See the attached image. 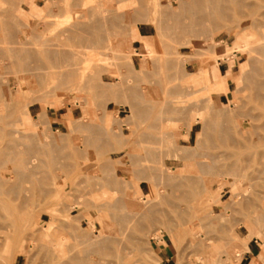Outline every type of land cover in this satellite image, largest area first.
Returning a JSON list of instances; mask_svg holds the SVG:
<instances>
[{"label": "rangeland", "instance_id": "obj_1", "mask_svg": "<svg viewBox=\"0 0 264 264\" xmlns=\"http://www.w3.org/2000/svg\"><path fill=\"white\" fill-rule=\"evenodd\" d=\"M10 1H12L11 3L13 5H9L8 4L9 0H6V1L4 0L3 2L0 0V7H2V5H3L4 8L8 7L7 9L9 11L11 9V11L9 13H7L6 10L3 8V10L6 12L5 13L3 10H1L2 9L1 8L0 10L4 14L8 15L10 13H13L15 15L16 12L18 14V11L15 9L16 10V12H15V10L13 11L12 8L14 9V7L19 6V5L23 6L24 9H29L32 4L41 5V6H39L40 7L39 9H41V11L42 10L43 11H42V14H41L42 16H40L42 19L40 18L39 23H38V19H34V17L32 19H27L28 22H26L25 21L26 18H24L22 16H19V17H22V19L24 18L23 20H24V22H26L27 27H22V25L20 27V25H18V23L20 24V23H23V22H20L19 21L20 19L19 20L17 19L18 18L17 14H16L17 17L16 16L13 17L14 16L13 14H11V16L9 15L10 18L13 17L11 19L12 20V24L13 23L15 24V22H16L17 27L19 26L18 29H19L20 33L18 32V30H15V29H17L16 27H12L9 24V26L13 28V31H15L14 33L11 31L12 32L11 33L9 31V29H8V28H10L8 26V23L11 22V21H8V22L4 21V17L7 18L8 16H5L4 14H0L1 18H2L1 20L3 21V23L6 22L7 24L6 23L5 24H6V26H8V28H5L6 27L5 24L1 23V20H0V26L4 25L3 28H5L7 30L6 31V30L3 29L4 30L3 31L4 34H6L8 38H10V36H12L13 34H14V36H12V37L17 38V36H18L17 40L22 41V44H27V45L29 44L30 45L33 42L30 47L33 46L34 42L37 44V40H36L35 36H34L35 40L33 39V41H32V39H30L31 35L29 34L31 30L34 32L33 29H35L36 25H37L38 28L36 27L35 32L37 33L38 32L37 30L38 29L41 30V28H42L41 26L44 25L47 20L49 21L50 18L54 19L53 23L50 21L51 23L48 22V23L45 24L47 26V28H46L45 25L43 26L42 32L46 28V30L44 32V35L42 33L43 36H40L41 35V34H39L40 32L37 33V36H39L37 38H41L42 37L41 39H44V41H45V38L46 39L50 38L49 41H52L53 40V36L57 35V31L58 30L62 32L63 29H65L67 26H70V25L73 26V24H75L74 25V28H75V26H79L80 25V24L77 25L78 23H75V22L78 21V20L79 21L80 20L83 21L84 18H82L81 16L78 18V16H76L77 13H78V15H81V13H83V12L86 13L87 12V17L90 16V15L91 16H95V15H93L94 11H92V10H94L95 8L97 9V7H98V5L95 6L97 4L95 0H90V1L89 0H81L80 1L81 4L79 3V0H78V3H79V5L77 3L78 7L77 6L73 7V5H74L73 3H75V1L77 2V0H73L72 4H71L70 0H69V2H68V0H62L63 2L59 0V3L58 2L55 3V5L57 4L56 5L57 8H55V5H53L54 4L53 2H56V0H21V1L20 0H14V3H13V0H10ZM86 1H87V3H85ZM98 1H99L98 4L101 3L102 8L104 7V9L102 10L101 5L99 4V7H98L99 12H98V9H97V12L99 14L96 12V14L98 16L96 15L97 17L95 16V17H92V18L88 17L91 20L89 19V21H88V18H87V22L93 21L92 20L93 18H95V19L97 18L98 19V17H100L99 19H102L101 18L102 16H100V15H103L104 13L105 14H107L108 12L113 13L115 10L119 13V10H120L121 11L120 13L121 14L123 13L122 16L120 15V18L123 17L121 19L122 23H120V24L122 26V24L123 23L125 24V22H126L125 26L129 28V29L126 28V31L124 30L125 33H124V31H120L119 30L120 29L118 27V26H120L118 24L119 21H118V23L116 21L120 20V19H119V17H117V16H119V14L118 15L116 14L117 12H115V14L117 16L114 13L112 15H110V13H108V15H106V16H109L108 22H107L108 17L105 18V14H104V19L106 20L104 22V23H106L105 25L109 26L112 29L115 28V32L118 30L117 34L114 33V35L116 34L115 36H113V34H111V36H109V34L112 33L113 31H111L112 29L109 30L111 32L107 31L108 27L106 28V26H105L104 30L101 32L102 35H103V32H105V33L109 32V33H106V34H108L107 36L109 37V40L112 43H114V45H115L113 51L110 50V49H107V50L111 51V52H108L107 50L103 51V50H101L102 48L92 51L90 49L84 48V46H85L84 43L85 42L82 43L83 41L82 42L78 41L79 39L77 37H75V38H77L78 40L73 37L75 39L74 40L70 36H68L70 38L67 39V36L62 35V37H65L67 39V40H65L61 36H58V35H60L59 31H58L57 38L55 36L56 41L58 39H60V38L63 39L62 41H60L63 44L62 43H60V44L62 45L61 47L64 50L73 51V49L74 50L76 49L73 52H77L78 50H80V55H86V54L89 55L90 54L87 57V58H90V59L85 61L86 65L87 64L90 65V66L88 65V67L86 68V71L88 70V68H89V70H91V71L88 70L89 72L87 71L86 74H89L88 76L93 78L92 81L89 82V84H88L90 86V88L88 87V85H86L87 87L85 86V84H87V83H84L83 85H81L82 87L85 86V87H83L84 89H81L82 88L81 87L80 88L81 90L80 89L79 90L78 89L77 90L76 89L72 90L71 84H69L70 85L69 87L71 88L69 90V87L68 86L66 87V85H68V84L62 83L64 80H61L60 78H55L53 80L55 83L52 82V84H48V82H47L45 84L43 82L40 85L38 84L37 85L38 87H37L33 79L27 80L24 76H29V75H32V74H36L38 72H40V74L41 73L42 74L43 73L44 74H49L50 70L49 69H44V70H40V71L38 70V72H37V70H35V69L33 70V68L35 67V63H34V61L32 59H29V60L26 59L27 60L26 61L27 64L31 60V62L29 64H31L32 66L29 65V67H28V65L25 64L26 63L25 60H24L25 58L22 59V61L24 60V62H25V63L23 62L24 63L23 64L21 62V58H23V57H21V58L15 57L14 54L11 53V52H13L11 50L15 49V47L19 48L18 46H21V44L19 42H16V40H15V42L17 44H19V45H16L14 40L9 41L11 43L14 42L15 43L14 45H13V43L10 44L8 42V43H6V46H5V43H4L5 41H3L5 39H2L3 42L0 41V45H2L1 43H4V45L2 47L6 48L7 45L8 46L9 45L15 46L13 48L11 47L12 49L9 48L10 47L9 46L8 47L9 50H6L7 48L6 49L5 48H0V52H2V53H0V57L2 58V59L0 58L1 59L0 60V76H1V74L4 76V77L2 76L3 77L2 80L4 79L3 81L0 79L1 80L0 81V84H1L0 87L1 86L3 87V85H5L4 83L6 81H9L10 87L13 89L12 91L16 94L15 96H13V99L14 100L16 99L15 101L19 102V104H17L16 113H20L21 115H23V118H24L25 122L29 121L28 120L29 118H28V116L26 114H24L20 110L22 109L24 103H26V102L30 103V112H31L33 121L36 122V125L34 127L31 125L30 128L27 130L28 133H30L32 135H35V136H32V137H34V140L32 141V146H33V143H35L34 145H37V146L38 145L43 146L41 148L39 146H38L39 148L34 146V147L38 148L39 150L41 149V151H40L41 154H45V152H47L49 147H50V149H53V147L55 145H56L55 147L58 148L59 150L61 149V147H63V149H62V157L60 159L61 163L66 165L65 164L66 160H68L67 161V166L68 167L65 166L66 169H64L65 167L62 164L57 166L58 164H60V162H59L60 160L59 159H58V161L56 160L58 162V164H56V165L54 164L52 166L53 163H57V162H55L54 158H57V154H58V156L61 155V153H60L61 150L58 153V151H57L58 149L56 150V148L54 147L53 150H55L57 152H53L51 150L52 151V153H51V151L49 152V150H48V152L50 154L47 152L46 153L47 155L45 154L44 156H42L37 149L35 150L32 147L31 149H33L34 153L41 156L40 157V156L37 155L38 158H36V155L33 154V158L38 159V160H39V158H41L42 160H40L41 161L40 163L42 164V166L44 165L43 167H41L40 165L37 166L36 164H38L39 162H37V160H35L37 162L35 164L36 166L34 167V169L36 168L35 169V172H36L35 174L36 175L37 174H41L40 173L41 171H43V173L45 172L44 176H43V174L42 175H37V176L35 174H34V176L32 175V177H35V178L39 177V176H43L44 177L43 180H44L45 183L42 182L43 180L41 179V177L38 180H40V179L42 180L41 184H42V186L44 188H41V189L42 190L45 189V190L43 192L40 189H39L40 191L39 190H35V189L39 188L38 185L40 186V184H37L38 182H36V181H38V180H36V179L35 180H30V176H31L30 172H32V168H30V170H29V168L25 167L26 166L25 165L26 162H22V161H24L25 156H26V160H28V158H31L32 157V153L31 154H29V153L33 152V151L30 150V146L29 145H28V147H29L28 148L27 145L25 146L23 144V143H25V141L27 142L26 137H25L26 140L24 138L21 139L22 141L25 140L23 143H21L22 141L18 142V144H20V145H18V147L21 146L19 148V149H21V152L19 151L18 147H17L18 150L17 149L16 150L19 151L20 153H23V149H22L23 146L25 148L27 147L28 151L25 150V149L24 150L30 156L27 158L28 155H25L26 153L24 152L23 154L20 155L21 156L20 158L18 157L19 158L18 160H20L19 161L20 164H19L17 159H15L16 161L13 159L15 161V163H14L13 160H9V162L11 163L12 166L14 164H17V165L19 164L18 166H23L24 168L23 167H19V168L23 169L21 171H23V173H25V177H27V176L29 177V178H25V177H23V178H25L26 180L29 179L27 181H29L30 183L26 184L27 183L26 180L23 179L26 182V183L24 182L25 183L24 186L27 185L26 187H28L27 188L28 191L25 190L26 187H24L25 189L20 190V192L16 196H13V198H14L13 203L18 205L19 210L22 211L24 217L25 216L26 217L24 218L25 220L24 219L22 220L24 223L22 224V221H21V223L18 225L19 228H17V232H16V230L5 232V234L7 233V237L9 238V240L11 238L14 241L15 240L16 241L14 242L13 240H10L11 243L9 242V245H8L9 248H8L7 252L4 251V249L1 250L0 253L2 254V259H0V264H56V259L55 260L51 259L52 256H53V251H52L53 248H50V247L56 241L58 243H61V239L64 236L66 238L63 241V246H62L63 251L62 252L66 253V254H67V251L68 252L71 251V252H69L70 254H74V253L76 254V250L78 249V247H79L80 250L78 249L77 252H80L82 250V251L87 252L86 254H91L92 250L95 248V247L93 248V245H91V244H94L93 243L94 240H96V242L98 240L99 248H100V250H102L100 252L101 255L99 254V252H97L100 255V256H98L96 254V251H93L94 255H91V258L92 259H96V258L98 259L99 258L98 260H102L101 261V262H103L102 264H108V263L109 264H123L124 261H125L126 264H157L158 263V261H157L158 259H157V256H156V252H155V250L153 248V245H154V238H158L161 235H164V238H167L169 240V242L171 244H173L174 248L177 251V259H178L179 264H210V263H212V264H228L227 262H229V261H231L233 259H236V254H241V252L246 248V242H247L246 240L247 239L249 240L251 238H258V239L264 241V222L262 221V223H263L262 224L261 221H259V223L257 221V219H259V217L261 218V220H263L262 216L264 215V210L262 208L263 205H264V198L262 197V194H261L262 192L260 193V191H264V112H260V111H257V110L253 111L254 114H257V115L259 114V115L252 120V127L249 126L248 124H245L243 132L239 131L237 133V135H236V137L239 138V140L241 141L240 147L239 148L237 147V149H241L240 151H242L244 148H248L249 150H252L253 148L255 149V147H256V150L253 149L252 152L251 151H243L242 152L243 157L245 158L246 164H247L246 165V169H244L242 171H236V173H234L233 176H232V174H231V176H230V174H227L228 176L221 178L220 177L221 174H222V176H224L227 173V171H223V170L221 171V170L217 169L215 166H218V164L220 165V164H223L224 162H226L225 157L223 155H221V154L225 153L226 150L228 149L227 148L228 147V144H227L228 140H226L225 138H222V139L216 138L214 136L208 137V138L205 137L207 140L204 139L205 141H204V143L202 145L203 147L202 146L200 148L197 147L195 139L197 138V132L201 129L202 125H201V123H197V122L194 121L195 112L193 110H191V109H192V107L196 108V104L199 103L197 101L198 99H201L200 100V104L197 105L198 107H199V105H202V106L206 105L207 102L206 103L204 102V104H203L202 98L205 95L208 94L207 97H209V96L212 97L211 103L214 102L213 103V107L214 106H218V108L220 107L219 110L222 109V108H225V110L227 109L226 111H229L230 108L228 106L226 107L221 102L227 103L228 98H232L235 101V103H237L235 108H237L239 110V112L237 113V115L235 117L238 120L243 119V115L245 113H247V112H250V110L252 108V103H250L249 101L243 103V100L245 99V97L248 96L249 93H250L249 88H248V83L249 82L246 79H244V81L241 82V84L243 83L241 85V87H240L241 89L239 91H236L235 89H236V82H238L241 79L242 66L244 65V63L246 62V59H247V54H246L247 53V47L252 46L255 42L258 41V39H259L258 37L260 35L259 31H261L262 28L264 27V0H243V4H244L243 8H242L241 11H238V13L236 14V16L238 18H236V16H228L225 19H222V20H220L219 22H217L215 24L213 22H209V21H207L208 23L206 21H204L205 23L201 24V22H202L201 21L199 24H198V22L196 23V27L193 26V24H191L194 21V20L192 21L193 18L191 16L189 17L192 22L190 20H188L189 19L188 18L189 14L184 11V14H186V15H183L182 14L183 10H181V9H180V11H177V10H179L178 6H176V4L172 3L170 0H155V2L157 1L156 3L159 2L158 5H156L154 0H152L154 2L155 6H154L153 2L151 4L150 3L151 1H149V0H124V1L123 0H119V1H122V2H120V5H122V4L123 5H128L129 4L127 7H125L123 5H122L123 7H121L119 5L118 0L117 1L116 0H110V1L109 0H107V1L106 0H98ZM137 1L139 3L144 2V1L145 2L148 1L147 3H143V4H141V6H139V8L142 7V8H140L142 10L144 9L143 7H145L144 11L147 10V8L150 10L151 9L150 5L152 6V8H153V10L151 9L152 13L149 11V13H151L150 16L145 15L147 17H150V19H148L147 21L145 20V19H147V17L144 16V11L143 12L141 11L142 14L140 16L139 15L140 13L138 14V12L140 11L138 9V7H137L138 11H137V9L136 10L134 9L135 12L132 10L134 8V6L135 7L138 6ZM60 2H61V4H60ZM125 2H126V4H125ZM166 2H168V3H166ZM90 3H91V6H90ZM115 3H116V5L118 3V6H120L119 8H122L123 11L121 9H119V10L115 9V8H118V6L117 7L115 6ZM59 4L60 5H63V4L67 5L68 4L67 6L65 5L63 7V8H65L66 12L62 11L64 9H62ZM170 4H171V6H170ZM80 5H82V6L79 7ZM166 5L170 6V8L166 7ZM9 6H10V9H9ZM68 6L70 7V10L67 9ZM85 6H87L86 8H89L88 6H90V8L92 7V9L89 8L90 9V13L88 12L89 10L85 9ZM93 6H95L94 9H93ZM105 7L106 8L108 7V9L112 8V10H114V9L115 10L114 11H111V10L108 11ZM154 7L157 8V9H159L158 7H160V9H161V7H163L162 9H164L168 14L165 13L164 10H161V12L164 11L163 12L164 16H163V14L161 12H160V14H162L163 17H169V18H170V16L173 17L172 12L176 8V10H174V12H173L175 15L177 13V14H179L181 16H186L187 21H186V19L184 17H182L184 19V21H183L182 18L180 19V20L183 21L184 24L185 23L188 24L189 23L188 21H190V23L187 25L188 29L189 28L190 29L194 28V29H191V30H194V32H195L196 28H197L196 29L197 31H198V29L199 30L202 29L201 32L198 31L200 34L197 33V31L195 32V34H199V36H198L199 38L197 36H192L193 38H191L189 36L190 35L189 32L187 34V32L184 33L183 31H180L181 33L183 32L182 35L179 34L177 36L181 37L183 40H181L179 38V44H176L177 43L176 42L177 39H175V37H172L171 33H173V32L170 33L169 31H167L169 29L167 26L173 25V24H171L172 21H174L175 23H177V22L181 23L182 21H177V20H179V18H177V20H174L176 17L170 18V19H172L171 21L166 19V22H164L162 20L163 21L162 24L164 26H165V24H167L165 26V27H167V30H166V32H163L165 30V28L162 26L161 23H160L161 26H160V24H159L158 27L156 26V23H158L161 20L162 16L160 15V19L156 17V20H155V21H157L156 23L154 21H152V18H154L157 15V12H158V15H159V11L157 10V12H156ZM166 8H168L170 10L168 11V10H166ZM56 9H57V11H56ZM58 9L61 10L62 12H64V13L61 14L60 13L61 11L59 12ZM67 10L70 11V14H66V13H69ZM51 12L52 13L53 12L54 13L57 12V13L61 14L62 16L58 15L59 17L57 18V13H55L56 15L53 16L54 13L52 15V14H50ZM100 12H102V14ZM129 12H132L134 16L132 17V14H130ZM145 12H146V14L149 15L148 11H145ZM88 13L90 15H88ZM134 13L137 14V15H135ZM153 13L155 15H153ZM64 14H66V15H64ZM169 14H171V15H169ZM69 15H71V17ZM113 15H115L117 17V19ZM129 15L131 17H129ZM138 15L140 17L145 18V19L142 20V18L141 19L137 18ZM165 15H167V16H165ZM179 15H177V17H179ZM74 16H75V18H74ZM110 16L111 17L113 16V19H116V21L114 20L115 21L114 22L113 19ZM6 18H5V20H6ZM131 18H133V19L130 20ZM136 18L138 20L139 19L140 20L137 21ZM9 19H7V20H9ZM163 19H165V18H163ZM13 20H14V22H13ZM23 20H21V21H23ZM42 20H46L45 23L41 24ZM110 20H112V23H113V24H110V25H112L114 27L116 25V23H117L118 26H115L114 28L111 27L109 25V23H111ZM73 21H74V23H72ZM84 21L86 22V17H85ZM128 21H129V23H128ZM168 22H170V23H168ZM183 23H182V26H184ZM193 23H195V22H193ZM14 24H13V26H15ZM49 24H51V26ZM52 24H54V25H52ZM186 24H185V26H186ZM200 24L203 27L202 26L199 27ZM26 25L23 24V26H26ZM189 25H192V26H189ZM204 25H206L207 27H205ZM175 26L176 27L174 28V26H173L174 29H172V31H174L176 29L175 32L173 33V36H176V31L177 30H181V28H182L181 27L180 29H177V28L180 27L179 24H176ZM187 26H186V28H187ZM210 26H212L214 28L213 29L211 28L212 30L209 29V31H208V29H205V28H208ZM32 27H33V29H31ZM116 27L119 28V29H117ZM160 27H162L164 30H162V28L160 29ZM169 27H170V31H171L172 27L171 26H169ZM69 28L70 27H68V29ZM74 28H72V29H74ZM78 29L82 31V29H80V27H78ZM105 29H106V31H105ZM121 29L123 30V29H125V27L122 26ZM135 29H137V32H138L139 35H136L135 38H134ZM158 29H160L161 31L160 30L158 31ZM203 29L206 30L205 32L208 31L207 34H205L208 37L203 35V36H205L207 38H203L202 39L201 33L204 34ZM214 29H216V30H214ZM10 30H12V29L10 28ZM75 30H77V29H75ZM156 30L158 31L157 33L158 34L160 33V36H162L161 38L159 36V39H158V34H156V32H155ZM210 30L212 32H211L210 35H208L210 33ZM1 31H2V27H1ZM5 31L7 33L9 32L10 36ZM32 31H31V34H32ZM119 31H120V33H118ZM213 31L216 32V33H213ZM77 32H78V30H77ZM80 32H79L78 35H83V38H85L87 36V34H84L85 31L84 32L82 31L81 33ZM121 32H122V34H121ZM161 32H163V33H161ZM180 32H177V33H180ZM194 32L191 31V33H194ZM15 33H17V34H15ZM45 33H47V35H50L49 38H47V37L43 38L44 36H47ZM164 33H165V35H166V33L167 34L170 33L171 35L170 34H169L170 36L161 35V34H164ZM4 34L1 32L0 36L4 35ZM33 34H35V33H33ZM33 34L31 36V38H33ZM184 34H187V35L184 37ZM212 34H213V36H212ZM51 35H52V37H51ZM66 35H68V32L66 33ZM191 35H193V34H191ZM103 36H106V35H103ZM200 36H201V38H200ZM209 36H212L214 38L212 43H211V45H210V49L208 47V43L210 42V39H208V38H210ZM4 37L5 36H3L1 38H4ZM7 37H5V38H7ZM80 37H82V36H80ZM138 37H139V39H138ZM186 37L187 38L188 37L191 38V39L188 38V40L190 39L189 43H187V38ZM195 37H197V38H195ZM140 38H142V39H140ZM173 38L176 40V41H173V44L171 42H168L169 40L172 41ZM185 38H186V40H184ZM7 39H6V41H7ZM11 39H13V38H11ZM41 39H38V41H39L38 46H39V44L42 43ZM140 41H142V42H140ZM147 41L149 42L150 46L153 44V46H151V49H152L151 56H149V53L146 51L147 50ZM182 41H186V44H185V42H182ZM190 41H191V43H190ZM180 42L184 43V45L182 44V46H179V45H181ZM104 44L105 43L103 42V45ZM27 45H23V47L26 48ZM172 45H174V48L176 47V50H177V52L175 54L176 57H175V55L173 56V54L175 53V51H174L175 49L172 47L174 49L173 50L172 48L168 47V46H172ZM33 47L36 48V45L34 44ZM77 47L79 49H77ZM197 47L200 48V49H198V51L202 50L201 48H204V51L203 50H202L203 52L200 51L202 53V55L200 53L201 56L198 55L199 57H194L196 52H193V51L195 49L197 51ZM131 48H133V49H131ZM138 48L140 50V53H138V54L136 53L138 55L137 56L133 52L135 51V49L137 50ZM167 48H168V50H169V48H170V50H172V52H173L172 57L170 56L171 53H172L171 51H170V54H167V53H169ZM1 49H5V51H8V54H9V51H10V54L9 55L7 54L8 57H5V53L3 54L4 51L1 50ZM144 49H146L145 51L147 53L144 51ZM208 49L210 51L209 52V56H210L209 60H211V62H210V68L211 69L217 68V65L214 62V60H216V59H219V61L221 60L219 62V70H220L219 76H220V78L218 77L219 79H218L217 84H216L217 88H216V85L214 87V88H216V89H214L215 94H210L209 95L208 91L204 90L203 87L201 88L202 85L198 86V88L200 90L202 89L201 93L199 92V89H196L197 86L194 87L195 88L194 91H196V92H194V93L191 92L192 95L191 94H187V93L190 92L189 91L190 88L188 89L189 92H187V89L185 91L183 90L184 93H186V95L183 93L184 94L183 98L185 99V101L186 100H189V101L184 103L182 101V98H181V101L183 103L180 101V99H179V101H177L175 103L177 104V107H179V109H180V107H181V110L185 109L186 113H185V110L183 111L184 114H183L182 111H181L182 113L181 112H177V114H176L175 111H170V110H172V107L174 109H176L177 111H179V109H177V107H176V104L174 105L175 107L172 106V104L174 103V100L175 101L177 100V99H175L177 97V95H180V94H177V93H182L181 89H180V92H179V89H176V88H180V87H176V85H177V83H179V85H177V86H180V84L182 83L180 81H183L184 78L186 79V81H188L187 80L188 76L186 74L187 77L184 76V78H181V77H183L181 75V76H178L179 78H181V80H179V78H176L177 80L175 79V81H171L170 80L171 76L172 75L175 76L173 73L176 74V71L173 68H171V67L170 68L173 69L172 71H174V72H172V75L165 76L166 74L171 73V72H169L168 70H166V71L164 70L165 72H164V76H163L162 75L163 72L161 73V71H163V69H165V68H168L170 70V68H169V66L166 67L167 65L165 66L164 63H167V62H166V60L165 61L162 60V58L163 59H167L168 57H171V58L175 57L177 59V58H180L181 56L182 57L184 56V58L181 57V59H180L181 61H183V59H187L185 56H186V54H188L187 55L188 56V59H187L188 63H187V69L186 70L188 72H191V71H195L198 68H201V67H204V66L207 65L208 59H207V56L205 57V55L207 54L206 52L208 51ZM85 50H87L88 52L89 51H91V52H89V53L87 52L86 53ZM81 51L83 53L85 51V53L82 54ZM96 51H99V52H96ZM198 51H197V53H198ZM100 52H102V53L104 52V53H107V54H102ZM254 52L255 51H253V53ZM144 53H145V55H143ZM190 53L192 54V56L194 58L189 57L191 55ZM203 53H204V56H203ZM256 53L258 54V51H256ZM1 54L5 58H3L1 56ZM177 54H179V55L184 54V55H181L179 57V55H177ZM257 54L256 55L252 54V55L256 57ZM11 55L13 57L12 59H14V60H12L13 64L14 63H16V64H14V65L11 64L12 67L9 64L8 68H6V66H7L6 62L9 63V61H7V60L11 58ZM139 56L143 57L142 60H141V57H139ZM147 57H150V60H152V59L154 60V58L159 57L161 62L158 60L157 64H155V61L152 60L153 63L152 62L149 63V58H147ZM201 57H204L203 58L204 61L202 60ZM5 59H7V60H5ZM167 60H170V58L167 59ZM173 60H174V58H173ZM12 61L10 60L11 63H12ZM142 61H144L143 62L144 64L142 63ZM100 62H101L102 65H104L103 62H105V63L108 62L107 64H109L110 62H113V64L110 63L111 65L109 64V66L107 64L104 65L105 67L108 66V67H106L107 69L104 66L101 65L103 67V69L101 67V68H99L100 71H95V67H93V66H97V68H98V66H100ZM114 62L116 63V65L120 69V71L118 70L117 67H112V66H115ZM2 63L3 64L5 63L6 66H3ZM242 63H243V65H242ZM95 64H97V65H95ZM119 64H120V66H118ZM128 64L132 65V66L131 65L130 66L133 68L134 71H132V72L134 74H131L132 68L130 69V66H128ZM82 65H84V63H82ZM121 65H122V67H121ZM123 65H127V68L129 67L130 70L127 69L125 66L123 67ZM151 65L155 67V70H156V65H160L161 66L162 70L160 72H159V69H160L159 67L160 66H157L159 68V69L157 68L158 69L157 71L159 72L158 76L160 75L159 78L161 80L158 78V76H155V77H157V79L155 78V80L153 78L154 81L152 79H149V80H152V81H149L147 79V77L151 78L150 75L152 73L154 74V71H155V70H153L154 68ZM23 67L24 68H31V69L27 70L29 73L26 70H24ZM141 67L144 68L143 70H146V71L148 70L147 73L149 72L150 75H147L146 71H141L142 70ZM151 68H153V69H151ZM115 69L118 70L117 73H116ZM126 69H127V71H130L129 74L125 73ZM138 69H140V71ZM29 70H32V72H30ZM135 70H137L138 72L137 71L135 72ZM149 70H151V71H149ZM34 71L36 73H34ZM3 73H5V74H3ZM109 74H112L113 75L112 77H117L118 78L117 82H119V80L122 78V80H120V82H119V85H121L123 82H124L123 85H125V82L126 83L127 82H129V83L132 82V81H127L128 79H130V76H132V78L136 77L137 80L140 78V80L142 82L139 80L140 83L139 82L137 83V80H135V82L137 83L136 87H134L135 86V82H132V85H134L133 89H135V91H133V92H135L134 94L138 93L137 90H136V89H138L137 88L138 84H139V87L141 88V90H140V88L138 89V91H140L138 93L139 94L138 96L142 95L143 96V100H142V98H140L138 96L134 95V97H136L137 99L140 98L141 101L139 99L137 100V101L141 102V104L139 102L138 107H139L140 110L144 108V110H141V112L144 111L145 113L142 112V114L139 113L138 115H137L138 112L135 113V114L131 113L130 107L131 106L134 107L133 105L136 102L135 101L136 98H135V100L134 99L131 100L128 97L129 94H130V97H132L131 96L132 95V93H131L132 91L131 90H133V89H131V87H132L131 84L129 86L130 90H129V88L126 89V90L131 91L130 93H128L129 91H125L124 90L126 88V85H125V88H124L123 85H121L122 88H119L120 86L119 87L115 86L116 84L113 85L114 86L113 88H114L115 92H117L118 89H121V90L123 89L125 91L124 92L122 90V92L126 93L125 96L123 95L124 97L122 96L123 99H124L123 101L121 100L122 99L121 90H118V91H120V92H118L119 93L118 95L120 96V98H119V96L115 97V98L118 97L117 99L120 102L117 99L116 100H114V99L112 100L110 98V96H106V97L103 98L102 96L99 95L100 91H99V88L97 87V85H98V83H100V75L104 76V78H105V76L107 77ZM153 74L151 76H153ZM179 74L180 73H177V75H179ZM5 77H6V81H5ZM108 77L109 78H106L105 80H106V83L109 86H111L109 83L113 84L114 80L111 79V76H108ZM164 77H165V79L167 77V79L169 81H171L172 83L176 82V83H174L175 85H173L169 81H168L167 84L171 83L172 85L171 84L170 85L172 86V88H173V86H175L174 88L177 91V93H174V91H175L174 89H173L174 91L173 90L171 91L172 88H170V91L168 89H166V88H168L169 85L168 86L165 85L166 88H164V84H166L165 81H167V80L163 79ZM125 78H127L126 81L123 80ZM185 79H184V82H185ZM223 79H226V80H223ZM177 81H179V82H177ZM150 82L151 83L153 82V83L149 85ZM157 82H160V83H157ZM161 82H163L162 86H163L164 89L168 90L170 93L173 92L171 95H169L170 93L168 92L169 93L168 94L166 92V90L165 91L163 90L164 92H166L165 93L166 96L165 95L164 96L161 95V93L164 94V92L161 91V89H163L162 86L160 85ZM223 82L225 84V87H229L230 88V90L228 91V94L222 93L223 92L222 89L224 87V86H222ZM61 83L63 85L66 84L65 87L68 88V89H66ZM106 83L105 82L103 83V86L105 85L104 87H106V85H107ZM114 83H115V81H114ZM220 83H222L221 84L222 87L220 86ZM17 84H21L23 86L24 91H25V96L24 97H23L22 93L19 90L16 89L15 85H17ZM153 84H156V85L154 86ZM157 84H159V86ZM147 86H148V88H147ZM94 87H95V89H93ZM115 87H117L118 89L116 88L117 89L116 90ZM127 87H128V84H127ZM244 88H246V89H244ZM147 89L149 90V95L148 96H147ZM75 90H76V92H75ZM190 90H193V89H190ZM197 90H198V92H197ZM39 91H41V93H39ZM53 91H54V93H53ZM141 91H142V93H141ZM203 91L204 92L206 91L205 95H204ZM196 93H197V96H196ZM43 94H45L46 96H44ZM183 94H181V95H183ZM0 95L4 97V98L3 97L0 98V104L6 103L5 100L6 101L9 100L8 96L7 95L5 96L3 94V92ZM29 95H31V96H29ZM93 95H95V97ZM28 96L30 98H32V97L33 98L30 99V98H28ZM43 96H44L45 99L43 98ZM161 96H163L162 100H160ZM171 96H176V97L175 98H173V97L170 98ZM77 97H79V99H77ZM98 97L99 98L102 97V99H99ZM134 97H132V98H134ZM167 97L169 98L168 102L171 101V99H172L173 102L171 101V102L168 103L167 99H166V102L165 101L163 102V99L167 98ZM24 98L25 99L28 98V99H26V101H25ZM125 98L126 99L129 98L128 99L129 101L127 100L126 102H124ZM189 98L190 99L193 98V99L190 100ZM194 98H197L196 102H198V103L195 102ZM149 99H153L154 103H152V100H151V103L153 105H155V104L157 105L159 100L162 102V104L163 103L164 104L167 103V104H165V105H167V107H165V108H169L170 107L169 111L170 112H174V114H176L175 118H176L177 115L181 114L182 116H179V119L181 117H183V119H181L183 121L180 120L181 121L180 122L179 120H177V118L175 119L174 116L171 117L172 119L171 118L169 119L168 117L170 116V114H168V116L165 115V114L168 113V111L166 113L164 111V109L161 108L163 105H161L160 104L161 102H159V104L161 105V107L160 106L159 107L162 110L159 113L163 114L162 116L165 115L169 119V122H168V119H167V121L165 120V121L162 122V119L163 118L165 119L166 117L164 116L163 118H161L162 116L160 115L161 116L160 117L161 120L158 118L159 117L158 114H157L158 112L156 113L155 111H157V110L160 111V109H158L159 108L158 106H155V108L157 107V110L154 109L153 108L154 106H152L151 103H149ZM206 99L208 100V98H205V100L203 99V101H207ZM22 100H24L25 102H23ZM130 100H131V104L134 103L133 105L130 104ZM20 101H21V103L22 102L23 103L21 104ZM73 101H74V103H73ZM191 101L192 102L194 101L196 104L194 105V102L192 103ZM188 102H191L193 104V106H192V104L189 105ZM219 102H220V104H218ZM147 103H149V105H150L149 108H151V110H150L151 115L154 114L155 117L157 115L156 118L155 117L153 118L155 120L152 121L154 124L152 123L153 125L151 126V128L147 127L149 125V120H151V118H152V117H150L149 119H147V113H146L147 112V110H146L147 107L146 106L148 105ZM170 103H171V106H170ZM179 103L184 104L183 107H185V106H188V107H185L183 109V107L180 106ZM211 103L206 105V109L205 110H202L199 107V109L202 112V114H204L206 117L210 116L209 113L212 110L213 111L214 110H216V111L218 110L217 107H216V109H211L212 108ZM143 105H145V106H143ZM208 105L211 106V107H209L211 109L210 112L207 110L208 109L207 108ZM18 107L20 109H18ZM135 107H137V103H136ZM42 108L44 110H42ZM107 108H108V110H107ZM202 108L204 109V107H202ZM232 108H233V106H232ZM163 111L165 112V114H164ZM216 111H214V112H216ZM3 113H4V116H2L0 118V125L2 124L4 126L2 127V125H1L0 128L4 129V127L6 125L4 130H5V132L7 131L9 133L14 128V125L12 123H10V122H12L11 121V117L7 116L5 114V111L0 112V114H3ZM107 113H108V115H107ZM155 113H156V115H155ZM213 113H211V114H213ZM111 114H112V117H111ZM115 114H117V116ZM171 114H173V113H171ZM107 117H109V119L110 118L111 119L114 118V120H115L114 123H111L112 127L110 126L111 128L114 127L113 129L116 128L114 130V132L112 131L113 135H115L116 130L120 129L116 135L119 136V135L122 134L124 137L120 136L119 139L117 137V139L115 138V141L113 140L114 138L109 133L111 130H109L107 132V129H106V126L107 125L109 126V124H110L109 122L111 121V120H108ZM129 118H130V120H129ZM157 119H159L161 123ZM88 120L91 122V124L89 123ZM126 120H129V121H126ZM75 121H76V124L74 125ZM87 121H88L89 125L93 126L92 129H94V130H91V129L90 130L92 132H95V134L92 133V132H91L92 133L91 134L90 131H88L89 127H88ZM117 121H120V122H117ZM186 121L187 122L189 121L188 124L190 126L187 124ZM82 122H85V124H87V126L84 125V124H80ZM127 122H128V124H127ZM177 122H179V124H177ZM29 123H31V120H30ZM147 123H148V125H147ZM166 123H168V124H166ZM8 124H9V126H8ZM11 124H12V126H11ZM95 124H97V125H95ZM98 124H99V126L103 124L104 125L103 128H105L106 130L103 129V128L100 129L98 127ZM113 124H114V126H113ZM150 124H151V122H150ZM156 124L158 126H160V127H164V129H162V130H165V131L169 130L170 127H172L171 128L172 132H170V130H169V132H170L169 135L172 133L173 137L168 135L169 137L167 136V138H166L168 140L167 141L165 139V137H166L165 134L167 132L162 131L160 127L156 128ZM159 124H161V125H159ZM162 124H164V126H162ZM79 125L80 126L84 125V126H81V127H84V129L82 130V128H79ZM145 125H146V127H145ZM165 125L167 127V130L165 129ZM96 126L98 127L97 131H96V128H97ZM134 126H136V129L139 130V131H137L134 128ZM154 126H155V128L157 130L160 129V131H158V132H160L159 133L160 135H161V132H162V134H164L163 135L164 141H163L162 136H161L162 140H160L161 142L163 141V143H161L159 141V139H161L160 137L157 138V135L160 136L158 134V132L156 134H154V132L157 131L155 128H152ZM174 126H175V128L177 127V128H180V129H177V128L175 129ZM7 127L8 128L11 127V128L8 129ZM133 128H134V130H132ZM142 128L145 129V131L144 130L143 131L147 132V133H144L143 136L140 135L141 137L133 135L134 131H136V133L139 135V132H141ZM1 129H0V131H1ZM44 129L46 130V133H45ZM102 130H105L107 133H109V135H111L112 138L109 137L108 134L105 135V131L102 132ZM34 132L36 134H34ZM87 132L89 134H91V136L89 134H87ZM1 133L3 134L4 131L1 132ZM8 133L3 134V137H2L3 140L0 138V141L2 140L3 142L7 141V143H11V142L14 141L13 139L16 138L19 135V134H17V135L15 134L16 137H11L10 138V134H8ZM6 134H8L9 136L8 135L6 136ZM30 134H28L27 138L31 137ZM96 134H98V135H96ZM100 134H101L102 138L100 137L101 139L99 141ZM127 134H128L129 137L126 136ZM147 134L150 137H152L151 134H153V136L155 135L154 137H156L158 139V141H156L154 137H152L154 139L148 137ZM1 135H0V137H1ZM4 135H5V137H4ZM92 135H94V136L92 137ZM95 135L98 136V138H97L98 140L96 139ZM144 135H147V136L144 137ZM187 135H188V139L186 138ZM58 136H59V139H58ZM65 136H66V138H65ZM7 137H9L10 139H8ZM32 137H31V139H29L30 141L28 140L29 142H31V140L33 139ZM90 137H91V139H90ZM114 137H116V136H114ZM4 138H5V140H4ZM147 138L151 139V140H154V142L156 143L157 146H159L157 144V142H160L159 144L161 145V147L164 146L163 148H158L157 149V150L161 149V150L157 151L160 154L154 152V151H156V147L153 146L155 143H150L151 141L147 140ZM11 139H12V141H11ZM51 139L53 141H51ZM85 139H87V140L89 139L90 143L88 144V141L86 142ZM92 139H94L93 140L94 142L92 141L93 143L90 141ZM95 139L97 141H95ZM49 140H50V142H46V141H49ZM116 140H118V141H116ZM19 141H20V139H19ZM60 141L64 145L59 144ZM244 141H245V143H244ZM250 141L252 142L251 146L253 148L249 144ZM3 142H2V145L6 144V142H4V143ZM29 142H27V143H29ZM51 142L52 143H56V144H51ZM118 142H120V143H118ZM46 143H50V144L47 145L48 148H45L46 147ZM75 143H76V145L77 144L78 145L76 146ZM94 143H96V145L99 144L100 146L99 145L96 146ZM113 143H115V144H113ZM57 144H59L61 147L59 145H57ZM207 144H208V146H207ZM52 145H54V146L51 147ZM101 145H103V146H101ZM166 145H167V147H166ZM187 145H189L191 147L194 146L196 148L191 150L192 148L189 147V148H187L185 150ZM219 145H222V146H226L227 145V147H223L222 148ZM65 146H67V147H65ZM69 146H71V148ZM182 146L185 147L184 150H183ZM150 147L152 149L154 147L155 150H153V152L156 153L157 155L159 154L158 156L156 154H154V157L152 159L150 158L152 153H149V150H150L149 148ZM174 147H175V149H174ZM177 147H179V148H177ZM207 147H210L211 149L208 148V149H210L209 151L214 154V157L210 158V159L207 158V156L206 157L204 156L205 158H207V160L211 161L210 162L211 164L215 163L214 167L212 166V168L211 167L207 168L210 171L209 173H212V175L207 173L208 171H207V169L205 170L204 167H203L204 168V173L206 172L205 174L203 173V170L200 169V171H199V168H198L201 165V163H200L201 160L204 158V157H202L203 153H205L206 150L208 151V149H205ZM43 148H44L45 152L42 151ZM171 148H172V150H171ZM176 148H177V151H180L179 149L182 148L183 152L181 151L180 155H178V156H180V158H174L173 157V152H174V150H176ZM202 148H203V150L205 149V151L202 152L201 151ZM65 149L67 151L68 150L70 151V153L68 155H67V151H65ZM103 149H104V151H103ZM189 149L191 151L196 152V154L192 155L194 158L191 159V156H190V158H189L190 160L189 159H187V160L183 159L182 156L184 155V151H187ZM195 149L196 150L198 149L199 151H195ZM248 149H246V150H248ZM63 150H64V154H63ZM143 150H145V152L147 150L148 154L145 155ZM151 150H150V152H152ZM165 150H171V153H168V151H165ZM220 150L222 151L221 154H220V152H221ZM128 151L130 153H132V151H134L136 153L138 152L137 154L140 153L141 155L142 154L145 155L144 156V160L145 161L143 162L141 160V159H143L142 157H141V159L140 158H136L139 155L135 156L132 153L134 155L133 156ZM65 152H66V155H65ZM255 152H257V153H255ZM78 153L81 156H78L79 155ZM177 153H179V152H177ZM199 154H202V155H200L201 157L198 156ZM255 154H256V156H255ZM64 155H65V158L63 157ZM147 155H148L147 159H151L149 161L153 162V160H154L153 163L151 162L152 164H154L152 168L155 169L154 166H156V171H154L152 168H151L152 169V171H151L150 167L148 168L147 173L150 174L149 176L147 175V173H145L146 175L143 174L146 171L145 170L146 168L143 169V171H144L143 173H142V169H138L139 171H141L142 174L138 170L136 171V168H137L136 165H138L137 163H139V162H136V165L134 163H132V161L135 162L136 159H140V161L142 162L141 164L142 165L144 164L145 166L148 167L149 165H151V163L149 161L148 162L150 164L147 163V160H146V156ZM195 155H197L200 158V160H198L199 158L197 156H195ZM76 156H77V158H76ZM156 157L158 159H161V160L160 161L158 160L159 162L156 160V162H155V159H157ZM195 157H197L196 159L198 160V162H197V160H195ZM21 158H23V160ZM43 159H45V162L43 161ZM51 159H53L54 162ZM46 160L48 161V163L49 162L50 163L48 164ZM62 160H64V163L62 162ZM72 160H73V162H72ZM207 160L205 159L204 161H202V163L206 164ZM51 161H52V163H51ZM69 161H71V164L69 163ZM136 161H138V160H136ZM209 161H207V163ZM2 162H3V164H1V162H0V164H1L0 165V171H6V173L8 172L9 174L7 176H11V179L10 178H8V179L10 180V182H14V179H16L15 178L16 176L14 175L13 171L15 169H13V167L10 165V163L8 161H6V162L2 161ZM42 162H44V163H42ZM80 162H82V163H80ZM129 162H131V163H129ZM185 162H190V163L193 164V166L191 167V169H190V171L188 173L184 171V163ZM21 163H25V164L21 165ZM109 163H111V164H109ZM102 164H103V166L104 165L108 166L110 168V171L109 172L105 171L103 166L101 167ZM131 164L132 165L134 164L135 166H132ZM198 164H200V165H198ZM197 165H198V167H197ZM16 166L14 165V167H16ZM18 166H17V168H18ZM97 166L100 168L99 170H98ZM130 166L134 167L135 171L132 170V168H130ZM141 166L138 165V168H140ZM160 166H162L163 170L160 169ZM165 166H175L179 170L180 176H182V174H183V177H186V176L188 177V178L186 177V180H187L188 183H189V180H190V182H193L194 187L197 185V190L199 188V189H202L204 191L202 193H200V190H199V193H200L199 195L196 192L195 195L193 194L192 196L184 197L183 195L185 194V191H189V189L190 190L196 189V187L194 188L193 184H191V183L189 185H191L193 188L189 187V189H187L188 188V186H187L188 183L184 184L185 188L187 187L186 189L184 188L183 183L181 185H179V184L173 185V187L168 186L165 183V181H164L165 180V175H166L165 174V172H166L165 171ZM75 167L78 168V171L81 172L82 174H79V172H76L77 169H75ZM157 167H159V169ZM251 167H253V168H251ZM25 168L28 170L29 173L27 172V170H25ZM38 168L41 171H38ZM94 168H96V169H94ZM101 168H102V170L103 169L104 170L101 171ZM34 169H33V172H34ZM210 169L211 170L213 169L212 172H211ZM255 170H261V173L259 174L260 179H256V180L252 179L255 176L254 174H256ZM100 171H101V173H100ZM160 171H163V172H160ZM193 172H194V174L196 173V175H194ZM213 172L216 174V176H214ZM237 172H239V173L241 172L240 173L241 175L238 173V175H239L238 176ZM114 173H115V175H114ZM133 173H135V174H133ZM157 173H160L158 178L156 176ZM197 173H200L201 175L203 173V175H202L203 179L201 178V175L199 174L200 175L199 176ZM12 174L15 177L12 176ZM28 174H30V176ZM109 174H110V176H109ZM136 174H137V176H136ZM153 174H154V176H153ZM163 174H164V180L162 178ZM217 174H218V176H217ZM106 175H108V176H106ZM119 176H121V178H119ZM198 176H199V178L202 179L201 180V179L198 178L202 182L197 179ZM235 176H236V178H235ZM105 177H106V180L108 182H111V183L108 184V182L106 180H105L106 181L105 182L104 181ZM108 177H109V179H108ZM139 177L142 178V179H140ZM159 177H161L162 181H160ZM190 177H193V178L189 179ZM232 177L234 179H232ZM237 177H241V179L237 178ZM20 178H22V176ZM113 178L115 180H113ZM116 178H118V180ZM17 179L19 180V178H17ZM31 179H34V178H31ZM156 179H159V182H157ZM183 179L185 180V178H183ZM195 179L198 180V183L199 182H201V183H199V185H198L197 181H193ZM242 179L246 180V181L249 180V181L246 182V181H243ZM18 180L16 182H18ZM23 180L21 179L20 182L23 181ZM186 180L184 181V183H186ZM250 180H253V182H251V184H249ZM115 181L118 182V183H115V185H113V183ZM203 181H205V182H203ZM194 182H196L197 184L194 183ZM217 182H223L221 184V186H220L221 189L219 188L220 190L216 188V186L219 185ZM46 183H47V185H46ZM58 183H59V185H58ZM159 183H161V184L159 185ZM235 183L237 185L236 187H237L238 191L239 190L242 191L244 189H248V190L250 189L249 190V194H248L249 197H247V196L246 197L245 196L241 197V199H239V201L237 203H235L233 201V198L231 196L229 197L230 192H231L230 188L232 189V186ZM154 184H156V185H154ZM202 184H203V186H202ZM29 185L31 186L30 189H29V187H30ZM204 186L208 187L209 189L210 188H212V189L216 188L217 190H219V191H217V193L220 194V195H216L214 197V199H210V201L212 200L211 203H210V207H209L210 210L207 207V205H209V203H207L206 205H203L202 203H199V204H202V207L203 206L205 208L207 207L206 209H208V212L206 210L203 212L201 205L198 204V202H200V200H202L203 195L205 193V189H204L205 187ZM155 187H156V189H155ZM22 188H23V184L21 186V189ZM172 188H173V190H170ZM168 189H169V191H168ZM253 189L254 190L256 189L255 192H254ZM55 190H58V192L56 193ZM180 190H182V191L180 192ZM215 190H212V191H215ZM26 191L28 193L24 194ZM156 191H158L156 193L157 195L155 194ZM174 193H176L175 196H174ZM23 194H24L25 197L22 196ZM259 194H261V196ZM22 197H23V199H22ZM193 197L196 198V201H194L195 199ZM185 198H186V203H188V202L190 203L191 200L195 202V203L193 202L194 204L192 203L193 204L192 207H191V203L190 204L188 203L190 205V207H189V205L185 204V200H184ZM110 199H111V203H110ZM176 199H179V200L183 199V200H181V202H180V201H178ZM189 199H190V201H189ZM120 200L123 203V205L120 203ZM108 201H109L108 205H105V206L102 205V204H107ZM112 201H114V202H112ZM115 201H119L117 203L118 204L120 203L122 205V206L120 204L118 205L119 209H118V206L115 204ZM180 203H181V205H177V204H180ZM111 204L112 205L113 204L116 205L115 207L117 208L116 209L117 211L115 210V208H113L114 205L112 206ZM196 205L198 207L200 206L201 208L200 207L198 208ZM101 206H103V207H101ZM106 206H109V207H106ZM177 206H181L182 208H179ZM194 206L197 207V208L195 207V210H193ZM183 207H184V209H183ZM111 208H113L116 212L113 209H111ZM147 209H148V211L151 210V209L152 210L148 212ZM179 209L182 212L181 211L179 212ZM197 209H200L203 212V214H201L200 210L197 211ZM29 210H31V211H29ZM136 210L138 212H135ZM153 210L155 211V213L153 212ZM174 210H176V211H174ZM253 211L256 212L255 213L256 215L253 213ZM111 212H113V214H115V216L116 215L117 216L119 215V216L118 217L116 216L117 218H115V216H113V214ZM130 212H132V213H130ZM177 212H179V214H177ZM260 212H262L263 215ZM27 213H29V214H27ZM135 213H136V215H135ZM245 213H247V214H245ZM110 214L115 219L112 216H110ZM149 214L151 216H153V217H150ZM147 215H148V217H147ZM253 216H254V218H253ZM201 217L203 219H205V220H203ZM150 218H152V219H150ZM179 218H180V220H179ZM249 218L251 219V222L249 221L250 220ZM255 218H257V219H255ZM254 220L257 221V223L261 227L260 226L258 227L257 223H256V225H257L256 226ZM62 223L66 224V225H72V226H75V227H78L80 225L79 229H81V231L78 229V231H77L78 232V237L75 236L74 235L75 233L73 234V232L71 234V231L70 230L68 231L63 226ZM20 225H23V226H20ZM254 226L257 227V228H255ZM199 228H200L201 231L192 235V230L193 229H199ZM232 228L234 229V231H236L240 235V237H241L240 240L241 241L239 240V237L235 236L236 237V239H235L234 235L231 234L232 233L231 232ZM82 229L83 230L85 229V230L83 231ZM251 229L253 230L254 234L252 233ZM256 229L258 230L259 233L257 232ZM167 231H170V233H168ZM187 231H189L191 233L189 234ZM250 231H251V233H249ZM11 232H15V233L12 234ZM84 232H85V234H84ZM104 232H106V233H104ZM107 233H109V234H107ZM182 233H184V234H182ZM80 234L81 235L84 234V235L80 236ZM86 234L90 238H88V236ZM251 234H252V236H251ZM1 235H4V234H1ZM90 235L91 236L93 235V236L91 237ZM249 235H250V237H249ZM87 238H88V240H87ZM91 238H93V239H91ZM242 238L243 239L245 238L246 242H244V240L242 241ZM206 239H208L209 241L206 240ZM225 239L230 240V242L229 243H225ZM91 240H92V243H90V245L92 247L90 245H88L89 247L86 246L85 242H87L89 244V242H91ZM67 241L69 243L73 244L74 246L70 244L71 248H70V246L68 247V244H67L68 242ZM80 241L82 242V245H81ZM64 242H67V243H64ZM83 242H84V245H83ZM74 243H79V244H76V246L77 245H79V246L76 247ZM97 244H94V246H96ZM11 245H13V246H11ZM218 245H221V246H218ZM65 246H67L68 249H66L67 247H65ZM70 249H72V250H70ZM208 249L211 250V251H215V256H214L213 252L209 251V253L211 252L210 254H213V258H212V255H210V254H209L210 256L208 255V252H207ZM3 251H4V253H3ZM132 251H134V252H132ZM205 251H206V253H205ZM11 252H13V255H12ZM3 256H4V258H3ZM121 256H122V258H121ZM123 256H124L125 260H124ZM4 260L6 262H3ZM98 260H96L97 264L98 263L101 264L100 261H98ZM104 260L107 261V262H105ZM205 262H207V263H205Z\"/></svg>", "mask_w": 264, "mask_h": 264}, {"label": "bare ground", "instance_id": "obj_2", "mask_svg": "<svg viewBox=\"0 0 264 264\" xmlns=\"http://www.w3.org/2000/svg\"><path fill=\"white\" fill-rule=\"evenodd\" d=\"M2 2L4 1V0H1ZM6 1V0H5ZM21 1V0H20ZM60 1H62V0H60ZM72 1L73 0H70V2H71V4H72ZM80 1L81 0H79V3H80ZM90 1V0H89ZM96 1V5L95 6H97L98 5V7H99V4L101 5V3H99L98 4V0H95ZM107 1V0H106ZM110 1V0H109ZM117 1V0H116ZM115 1V2H116ZM124 1V0H123ZM149 1H151L150 3L152 4V0H149ZM172 3H175L176 4V6H178V8H179V10H177V11H180V9L181 10H183V12H182V14L183 15H186V14H184V11L185 12H187L188 14H189V16H188V18L191 16L193 19H192V21L193 22H195V23H193L191 20H190V18L188 19V20H190L192 23L191 24H193V26H195L196 27V23L198 22V24L201 22V24L202 23H205L204 21H209V22H213L214 24L215 23H217V22H219L220 20H222V19H225L226 17H228V16H236V14L238 13V11H241L242 10V8H243V6H244V4H243V0H170ZM9 2L11 3L12 1H10L9 0ZM8 2V4L9 5H13L12 3L10 4ZM16 2V1H15ZM53 2V1H52ZM59 3V0L57 1L56 0V2H53L54 4L53 5H55V3ZM63 2V1H62ZM68 2H69V0H68ZM101 2V1H100ZM118 2H119V5H120V2H122V1H119L118 0ZM133 2V1H132ZM141 2V1H140ZM148 2V1H147ZM147 2H141V3H139L138 1H137V3H138V6H134V8L132 9L131 7V9L135 12V10L137 9V7H138V9L140 10L139 12H138V14L141 16V11L143 12L144 11V9H145V7H143L144 9L142 10V9H140V8H142V7H140L139 8V6H141V4H143V3H147ZM154 2H155V0H154ZM154 2H153V4H154ZM157 2V1H156ZM155 2V4L156 5H158L159 4V2L158 3H156ZM5 3V2H4ZM13 3H14V0H13ZM20 3V2H19ZM77 3H78V0H77V2L75 1V3H73L74 5H73V7L74 6H77L78 7V5H79V3H78V5H77ZM85 3H87V1L85 2ZM113 3V2H112ZM131 3V2H130ZM134 3V2H133ZM136 3V2H135ZM136 3V4H137ZM149 3V4H150ZM166 3H168V2H166ZM48 4V3H47ZM46 4V5H47ZM60 4H61V2H60ZM59 4V5H60ZM70 4V5H71ZM81 4V3H80ZM95 4V3H94ZM125 4H126V2H125ZM140 4V5H139ZM148 4V5H149ZM155 4H154V6H155ZM19 5V4H18ZM57 5V4H56ZM55 5V8H57V6ZM66 4H63V5H60V7L62 8V9H64V10H62V11H64V12H66L65 11V8H63L64 6H65ZM68 5V4H67ZM66 5V6H67ZM69 5V6H70ZM84 5V4H83ZM123 5V4H122ZM120 5L121 7H123V6H125V7H127L128 5ZM147 5V6H148ZM169 5V4H168ZM168 5H166V7H169L170 8V6H171V4H170V6H168ZM39 6H41V5H39V4H32L31 6H30V8L29 9H24V7L23 6H21V5H19V6H16V7H14V9L12 8V10L14 11L15 9L18 11V14H17V12H16V10H15V15L13 14V13H10V14H4L1 10H3V8H4V6L2 5V7H0V14H4L5 16H8L7 18L6 17H4V21H6V22H8V21H11V22H9L8 23V26H9V24L12 26V27H16L17 29H15V30H18V32H19V26L17 27V25H16V22H15V26H13V24H12V18L13 17H15L16 16V14H17V16H18V20L20 21V22H23V23H18V25H20V27H21V25H22V27H27V25H26V22H28V20L27 19H32L33 17H34V19H38V23H39V20H40V16H42L41 14H42V11H41V9H39L40 7ZM68 6V8L67 9H69L70 10V7ZM82 5H80L79 7H81ZM90 6H91V3H90ZM90 6H88L89 8H90ZM95 6H93V9L95 8ZM115 6L117 7L118 6V3H117V5H116V3H115ZM120 6H118V8H115V9H121L122 11H123V9L122 8H119ZM132 6V5H131ZM146 6V7H147ZM12 7V6H11ZM43 7V6H42ZM72 7V6H71ZM87 6H85V9H87V10H89L88 12L90 13V9H92V7L89 9V8H86ZM98 7H97V9H98ZM149 7V6H148ZM150 7H151V9L153 10V8H152V6L150 5ZM8 8V7H7ZM7 8H4L5 10H6V12L7 13H9L10 11H11V9H10V6H9V9H10V11L7 9ZM60 8V9H61ZM101 8H102V5H101ZM106 8V7H105ZM159 9H157V8H155L154 7V9L156 10V12H157V10L159 11V15H158V12H157V15L159 16H155L154 18H152V21H154L155 23L157 22V21H155L156 20V17L157 18H159L160 19V15L162 16V14H163V12L165 11L164 9H162L163 7H161V9H160V7H158ZM165 8V7H164ZM43 9V8H42ZM72 9V8H71ZM97 9L95 8L94 10H92V11H94V14L93 15H97L96 14V12H97ZM104 9V7L102 8V10ZM108 11L109 10H111V11H114V10H112V8H110V9H108V7L106 8ZM135 9V10H134ZM138 9H137V11H138ZM149 10L148 8H147V10H145V11H148V13H149V11L151 12L152 10ZM172 9V8H171ZM101 10V9H100ZM131 10V11H132ZM161 10H164L163 12H161ZM166 10H170V9H168V8H166ZM174 10H176V8L174 9ZM174 10H173V12H174ZM4 11V10H3ZM56 11H57V9H56ZM58 11L60 12L61 10H59L58 9ZM60 12L61 14L62 13H64V12ZM68 11V10H67ZM81 11V10H80ZM86 11V10H85ZM91 11V12H92ZM107 11V12H108ZM144 11V16L145 15H147V16H150V14L152 13H149V15L148 14H146V12ZM2 12V13H1ZM5 12V11H4ZM5 12V13H6ZM69 13H66V14H70V11H68ZM98 12H99V9H98ZM97 12V13H98ZM106 12V11H105ZM115 12H117L116 10L113 12L114 14H115ZM121 11L119 10V13L117 12L116 14L118 15L119 14V16H117L116 14V16L117 17H119V19L120 20H117L116 21V19H117V17L115 16V15H113V16H115L116 17V19H113V16L111 17L112 19H113V21L115 20L117 23H118V21H119V25L121 26V24L120 23H122V21H121V19L123 18H120V15L122 16L123 15V13L121 14L120 13ZM154 12V11H153ZM160 12L162 13V14H160ZM172 12V15H173V17H176L174 20H177V18H179V20H177V21H182V20H180L182 17H184L185 19H186V21H187V18H186V16H181V15H179V14H177L176 12V15L174 14ZM54 13V12H53ZM53 13L51 12L50 14H52L53 15ZM55 13H57V12H55ZM54 13V15L53 16H55L56 14ZM75 13V12H74ZM80 13V12H79ZM88 13V15H90ZM93 13V12H92ZM101 14H102V12H100ZM108 13H110V12H108ZM108 13L107 14H105V18H107L108 17V19H107V22H108V20H109V16H106V15H108ZM113 13H110V15H112ZM130 14H132V17L134 16L133 15V13L132 12H129ZM155 13V12H154ZM153 13V15H155ZM165 13H167L166 11H165ZM171 13V12H170ZM11 14H13L14 16L12 17V18H10L9 17V15L11 16ZM61 14H59V13H57V18L59 17L58 15H61ZM66 14H64V15H66ZM76 14V13H75ZM74 14V15H75ZM99 14V13H98ZM104 14L103 15H100V16H102L101 18L102 19H99L100 17H98V19L96 18H93L92 20L93 21H90V22H87V18L88 17H95V16H88L87 17V12L86 13H81V15H78V13L76 14V16H78V18L81 16L82 18H84L83 19V21L82 20H78V21H76L75 23H78L77 25H79V26H75V28H74V25L75 24H73V26H67L65 29H63V31L61 32V31H59L60 32V35H58V31H57V35L58 36H61L62 37V35H64V36H67V39L68 38H70V37H77V38H75V39H77L78 41H83L82 43H84L85 44V46H84V48H87V49H90V50H98V49H101V50H103V51H106L107 49H110V50H112L113 51V49H114V43H112L110 40H109V37L107 36L108 34H106V33H109V32H111V31H113L112 33H110L109 34V36H111V34H113V36H115L116 34H117V29H119L120 31H126V28L127 29H129L128 27H126L125 25H126V22H125V24L123 23L122 24V26L123 27H125V29H121V27L120 26H118L117 25V23H116V25L115 26H118L119 28H117L116 30V32H115V26L113 27L112 25H110V24H113L112 23V20H110L111 21V23H109V25L111 26V27H113L114 29H112V28H110L109 26H107V25H105L106 23H104L106 20L104 19ZM135 14V13H134ZM168 14V13H167ZM181 14V13H180ZM242 14V13H241ZM3 15V16H4ZM135 15H137V14H135ZM138 15V17L137 18H142V20L143 19H145V18H143V17H140ZM169 15H171V14H169ZM168 15V16H169ZM175 15V16H174ZM177 15H179V17H177ZM16 16V17H17ZM19 16H22V17H24V18H26L25 19V21L26 22H24V18L22 19V17H19ZM62 16V15H61ZM60 16V17H61ZM70 17H71V15H69ZM98 16V15H97ZM96 16V17H97ZM147 16H145V17H147ZM163 16H164V14H163ZM162 16V17H163ZM165 16H167V15H165ZM252 16V15H251ZM85 17H86V22L84 21L85 20ZM129 17H131L130 15H129ZM136 17V16H135ZM161 17V22L159 21L158 23H156V26L158 27L159 26V24L161 23L162 24V22L164 21V22H166V19L167 20H169V21H171L172 19H170V18H173V17H171L170 16V18L169 17H163V18H165V19H163ZM5 18H6V20H5ZM10 18V19H9ZM49 18V17H48ZM74 18H75V16H74ZM81 18V19H82ZM136 18V19H137ZM169 18V19H168ZM236 18H238L237 16H236ZM2 18H1V15H0V20H1ZM7 19H9V20H7ZM42 19V18H41ZM89 19L90 18H88V21H89ZM133 18H131L130 20H132ZM139 19V20H140ZM148 19H150V17H147V19H145L146 21L148 20ZM183 19V18H182ZM15 20V19H14ZM14 20H13V22H14ZM21 20H23V21H21ZM53 20V21H52ZM91 20V19H90ZM138 19H137V21H139ZM163 20V21H162ZM17 21V20H16ZM45 21L46 20H42V22H41V24L42 23H45ZM54 22V19H51L50 18V20L48 21H46V23H48V22ZM72 21V20H71ZM109 21V22H110ZM114 21V22H115ZM121 21V22H120ZM151 21V20H150ZM176 21V22H177ZM183 21H184V19H183ZM183 21L181 22V23H179V22H177V23H175L174 21H172L171 22V24H173V25H169V26H171L172 28H171V31H170V27L169 26H167L169 29L167 30V27H165L167 24H165V26L162 24V26L165 28V30L162 28V27H160V29L162 28V30H164L163 32H166V30L167 31H169L170 33L171 32H175V30L174 31H172V29H174L176 26V24H179V28H177V29H180L181 27V30H177L176 31V36L177 35H179V34H181L182 35V33L184 32V33H186L187 32V34H188V32L190 33V37L191 38H193L192 36H199V32H201L202 31V29L201 30H199L198 29V31L195 29V32L197 31V33H199V34H195V32H194V30H191V29H194V28H189L188 29V24L190 23V21H188L187 23L188 24H186V26H187V28H186V26H185V24L183 23ZM185 21V22H186ZM5 22V23H6ZM50 22V23H51ZM153 22V23H154ZM224 22V21H223ZM1 23H3V21L1 20ZM5 23H3V24H5ZM37 23V24H38ZM45 23V24H46ZM56 23V22H55ZM58 23V22H57ZM72 23H74V21L72 22ZM128 23H129V21H128ZM127 23V24H128ZM154 23V24H155ZM168 23H170V22H168ZM182 23L184 24V26H182ZM208 23V22H207ZM7 24V23H6ZM6 24H5V26H6ZM23 24H25L26 26H23ZM44 24V25H45ZM131 24V23H130ZM153 24V25H154ZM161 24H160V26H161ZM195 24V25H194ZM199 25V27L200 26H202V25ZM225 24V23H224ZM39 25V24H38ZM44 25H42L41 27L43 28V26ZM50 26H51V24H49ZM52 25H54V24H52ZM57 25V24H56ZM207 25V24H206ZM206 25H204L205 27H207ZM211 25V24H210ZM226 25V24H225ZM3 26L4 25H2V26H0V31H1V27H2V33L4 34V30H6L5 28H8V26H6L5 28H3ZM35 26V25H34ZM46 26V25H45ZM105 26H106V28L108 29L107 31H109V30H111V31H109V32H103V35H106V36H103L102 35V31L104 30V28H105ZM173 26H174V28H173ZM189 26H192V25H189ZM198 26V25H197ZM10 27V26H9ZM12 27H10L12 30H10V28H8L9 29V31L11 32H15V31H13V28ZM29 27V26H28ZM36 27H37V25H36ZM36 27H35V29H36ZM40 27V28H41ZM68 27H70L69 29H68ZM77 27V28H76ZM78 27H80V29H82V31L84 32V34H87V36L85 37V38H83V35H78L79 34V32L81 31V30H79L78 29ZM203 27V26H202ZM201 27V28H202ZM38 28V27H37ZM41 28V30H37L38 32L37 33H39V34H41L40 36H43L44 35V32H45V30H46V28H47V26H46V28L44 29V31L42 32V29ZM72 28H74V29H72ZM110 28V29H109ZM155 28V27H154ZM213 29L214 27H212V26H210V27H208V28H205V29H208V31H209V29ZM4 29V30H3ZM31 29H33V27L31 28ZM35 29H33L34 30V32L32 31V34L33 33H35V34H33V38H31V36H32V34H31V31H30V39H32V41H33V39L35 40V38H36V40H37V44L34 42V44L36 45V48H34L33 46H34V44H33V48L32 47H30L31 45H32V43L28 46L27 44H22V41H19V40H17V38H18V36H17V38H15V37H12V36H14V34L12 35V36H10V33L8 32H6L9 36H10V38H8L7 37V35L6 34H4V35H1L0 36V41H2V39H5V40H3V41H5L4 43H5V46H6V43H8L9 41H11V40H14V42H15V40H16V42H19L20 44H21V46H18L19 48H17V47H15V46H12V45H7V49L5 48V47H2L3 45H4V43H1L2 45H0L1 47L0 48H5L6 50H9V48H13V47H15V49H13V50H11V51H13V52H11V53H13L14 54V56L15 57H19V58H21V57H23V58H21V62L23 63L24 62V60H25V62L27 61V60H29V59H32L33 61H34V63H35V67L33 68V70L35 69V70H37V72H38V70L40 71V70H44V69H49L50 71H49V74H40V72H38V73H36L35 71H34V73H36V74H32V75H29V76H24L27 80H30V79H33L34 80V82H35V84H36V86L39 84H41V83H47L48 82V84H52V82H54L53 80L55 79V78H60L61 80H64L62 83H66V84H68V85H66V87L68 86H70L69 84H71V88H72V90H74V89H80L82 86L81 85H83L84 83H87V84H85V86L86 85H88L89 84V82H91L92 81V79L93 78H91L90 76H88L89 74H86L87 73V71L89 70V68H88V70L86 71V68L88 67V65L89 64H85V61L86 60H89L90 58H87L89 55L88 54H86V55H80V50H78L77 52H73V51H75L74 49H73V51H67V50H64L61 46V44L60 43H62V42H60V41H62L63 39H58L57 41H56V38H57V35H54L53 36V40L52 41H49V36L50 35H47V33H45L47 36H44L43 38H45V37H47V38H49V39H46L45 38V41H44V39H41V38H37V37H39V36H37V33L35 32ZM75 29H77L78 30V32H77V30H75ZM160 29H158V31L160 30ZM205 29H203V31H204V34H202L201 33V35H202V39L203 38H207L208 36L207 35H205V34H207V32H205L206 30ZM211 29V30H212ZM30 30V29H29ZM189 30V31H188ZM210 30V33L208 34V35H210L211 34V31ZM214 30H216V29H214ZM219 30V29H218ZM81 31V32H82ZM105 31H106V29H105ZM120 31L118 32V33H120ZM125 31H124V33H125ZM157 30L155 31L156 32V34H158L157 32H158ZM161 31V30H160ZM180 31H183L182 33L180 32ZM191 31H193L194 33H191ZM0 32V33H1ZM11 32V33H12ZM68 32V35H66V33ZM80 32V33H81ZM163 32H161V33H163ZM177 32H180V33H177ZM260 33V35H259V39H258V41L257 42H255L252 46H249V47H247V59H246V62L244 63V65H243V63H242V75H241V79L238 81V82H236V91H239L241 88V85L243 84H241V82L242 81H244V79H246L249 83H248V88H249V91H250V93H249V95L248 96H246L245 97V99L243 100V103H245V102H247V101H249L250 103H252V108H251V110H250V112H247V113H245L244 115H243V119H240V120H238V119H236L235 117H236V115H237V113L239 112V110L237 109V108H235L236 107V105H237V103H235V101L232 99V98H228V101H227V103H224V102H221L223 105H225L226 107L228 106L229 108H230V110L229 111H226L225 110V108H222V109H220L219 110V108H218V106H214L213 107V103H211V101H212V97L211 96H209V97H207V95H205V93H206V91H208V93H209V95L210 94H215V92H214V89H216L217 88V81H218V79L220 78V76H219V73H220V70H219V62L221 61H219V59H216V60H214V62L216 63V65H217V68H215V69H211L210 68V62H211V60H209L210 59V56H209V49H210V45H211V43H212V41H213V34H212V36H209L210 38H208V39H210V42L208 43V47H209V49H208V51L206 52L207 54L205 55V57L207 56V59H208V61H207V65L206 66H204V67H201V68H198L197 70H195V71H191V72H188L186 69H187V63H188V54H186V58L187 59H183V61H181L180 59H181V55H184V54H181V55H179V54H177V55H179V57L180 58H175L176 57V52H177V50H176V47L174 48V45H172V46H168V47H170V48H172L174 51H175V53L173 54V52H172V50H170V48H169V50H168V48H167V50L169 51V53H167V54H170V51L172 52L171 53V57H172V54H173V56L175 55V57H173L174 58V60H173V58H171V57H168L167 59H169L170 58V60H167V59H163L162 58V60H166V62L167 63H164L165 64V66L166 67H168L169 66V68L171 67V68H173L175 71H176V74L175 73H173L175 76H173L172 75V72H174V71H172L173 69H171L170 68V70L168 69V68H165V69H163V71H161L162 70V68H161V64L160 65H156V70H155V67L154 66H152L153 68H151V69H153V70H155L154 71V74H153V76H151L150 74H149V72L147 73V71L146 70H143L144 68H142V70L141 71H146V73H147V75H150V77L151 78H148L147 77V79L149 80V79H152L153 80V78H154V80H155V78L157 79V77H155V76H158V74H159V72L161 71V73H162V75L164 76V72L166 71V70H168L169 72H171V73H168V74H166L165 76H170V75H172L171 76V81H175V79L176 78H179L178 76H183V77H181V78H184V76L185 77H187V80L188 81H186V79H185V82H184V79H183V81H180V82H182L181 84H180V86H177V85H179V83H177V85H176V87H180V88H176V89H179V92H180V89H181V91H182V93H177V91L175 90V86H173V88H172V84L173 85H175L174 83H176V82H171V81H169L168 79H167V77H166V79H165V77L163 78V79H165V80H167V81H165L166 82V84H164V88H166V86H168V88H166V89H168L169 91H170V88H172L171 89V91L173 90L174 91V93H177V94H180V95H177V97L176 96H171L170 98H175V99H177L176 101L174 100V103L172 104V106H174L176 103L175 102H177V101H179V99H180V101H181V98H182V101L184 102V103H186L187 101H189V100H186L185 101V99L183 98V96H184V94L186 95V93H184V91L187 89V92H189V93H187V94H191V92L192 93H194V92H196V91H194V87H196V89H199L198 88V86H201V88L203 87V89L204 90H206L205 92H204V95L206 96H204L203 98H202V102H203V104H204V102L206 103L207 102V104H210L211 103V106H212V108L211 109H216V107H217V111L216 110H214V111H216V112H214L213 110L211 111V109L209 108V107H211V106H209L208 105V111L210 112L209 113V115L210 116H205L204 114H202V112L200 111V109H202V110H205L206 109V105H204V106H202V105H199V107H200V109H199V107L197 106L198 104H200V100L201 99H198L197 100V98H194L195 99V102H196V100L199 102H196V103H198V104H196L194 101V105L196 104V108H193L192 107V109L191 110H193L194 112H195V116H194V121L195 122H197V123H201V125H202V127H201V129L197 132V138L195 139L196 140V146L197 147H201L202 145H203V143H204V141L205 140H207L206 138H208V137H212V136H214V137H216V138H220V139H222V138H225L226 140H228L227 141V144H228V147H227V145L226 146H222V145H219L220 147H227L228 149L226 150V152L225 153H223V154H221L222 153V151L220 152V154L221 155H223L224 157H225V159H226V162H224L223 164H218V166H215L214 164H211L210 162L211 161H209V160H207V158H213L214 157V154L212 153V152H210L209 150L211 149L210 147H207V148H205V149H208V148H210V149H208V151L206 150L205 151V149L203 150V148L201 149V151L203 152V151H205V153H203V156L202 157H206L207 156V158H205L207 161H209L208 163H207V161H206V164L204 163H202V161H204L205 159L203 158L202 160H201V165L200 164H198V165H200L199 167H198V165H197V167L199 168V171H200V169L201 170H203V173H204V168H205V170L207 169V168H212V166L214 167H216L217 169H219V170H223V171H227V173L224 175V176H222V174H221V178H223V177H226V176H228L227 174H230V176H231V174H232V176H233V174L234 173H236V171H242V170H244V169H246V160H245V158L243 157V154H242V152L243 151H251L252 152V150L254 149L251 145V141L249 142V144H250V146L253 148L252 150H249L248 148H244L242 151H240L241 149H237V147L239 148L240 147V145H241V141L239 140V138H237L236 137V135H237V133L239 132V131H241V132H243V130H244V127H245V124H248L249 126H251L252 127V120L255 118V117H257L258 115L257 114H254L253 113V111H260V112H264V27L262 28V30L261 31H259ZM20 33V32H19ZM42 33H43V35H42ZM105 33V34H104ZM114 33H116L115 35H114ZM166 33V35H168V36H170L171 34H172V37H175V39H177V41L173 38V40L172 41H168V42H171L172 44H173V41H176L177 43L176 44H179V38L181 39V40H183L181 37H179V36H173V33ZM213 33H216V32H214L213 31ZM15 34H17V33H15ZM23 34V33H22ZM25 34V33H24ZM38 34V35H39ZM50 34V33H49ZM55 34V33H54ZM83 34V33H82ZM121 34H122V32H121ZM120 34V35H121ZM129 34V33H128ZM170 34V35H169ZM187 34H184V37L187 35ZM191 34H193V35H191ZM195 34V35H194ZM53 35V34H52ZM52 35H51V37H52ZM136 35H139L138 34V32H137V29H135V32H134V38H135V36ZM161 35H163V36H166L165 35V33L164 34H161ZM180 35V36H181ZM203 35H205V36H207V37H205V36H203ZM3 36H5V37H7V38H1V37H3ZM34 36H35V38H34ZM55 36H56V38H55ZM68 36H70V37H68ZM80 36H82V37H80ZM159 36H160V33L158 34V39H159ZM28 37V36H27ZM162 36H160V38H161ZM190 37H188V38H190ZM197 37H195V38H197ZM212 37V38H211ZM11 38H13V39H11ZM62 38H64L65 40H67L65 37H62ZM73 38V39H74ZM165 38V37H164ZM187 38V37H186ZM186 38L184 39V40H186ZM188 38H187V43H189V40L191 39H189L188 40ZM199 38V37H198ZM200 38H201V36H200ZM6 39H7V41H6ZM38 39H41V44H39V46H38V43H39V41H38ZM74 39V40H75ZM138 39H139V37H138ZM137 39V40H138ZM140 39H142V38H140ZM172 39V38H171ZM43 40V41H42ZM47 40V41H46ZM164 40V39H163ZM180 40V41H181ZM206 40V39H205ZM204 40V41H205ZM2 41V42H3ZM54 41V42H53ZM143 41V40H142ZM142 41H140V42H142ZM14 42H12L13 43V45L16 43H14ZM59 42V43H58ZM64 42V41H63ZM103 42L105 43L104 45H103ZM107 42V43H106ZM182 42H185V44H186V41H182ZM182 42H180L181 43V45H179V46H182V44L184 45V43H182ZM219 42V41H218ZM10 44H12L11 42H9ZM68 43V42H67ZM71 43V42H70ZM175 43V42H174ZM190 43H191V41H190ZM63 44V43H62ZM87 44V45H86ZM152 44V43H151ZM204 44V43H203ZM16 45H19V44H17L16 43ZM23 45H27L26 46V48L25 47H23ZM73 45V44H72ZM142 45V44H141ZM190 45V44H189ZM71 46V45H70ZM77 46V45H76ZM151 46H153V44L151 45ZM151 46L149 45V42L147 41V50L146 49H144V51L146 50L148 53H149V56H151V51H152V49H151ZM9 47V48H8ZM30 47V48H29ZM73 47V46H72ZM71 48V47H70ZM105 50H104V49ZM154 48V47H153ZM5 49H1V50H3L4 52H3V54L5 53V57H8L7 56V54H8V51H5ZM77 49H79L78 47H77ZM131 49H133V48H131ZM166 49V48H165ZM198 49H200V48H198L197 47V51H198ZM203 51H204V48H201ZM72 50V49H71ZM82 50V49H81ZM142 50V49H141ZM202 50H199L198 51V53H197V51H196V49L193 51V52H196L195 53V55H194V57H199V56H201L202 55V53L201 52H203ZM86 51V53L88 52L87 50H85ZM85 51H84V53H85ZM108 51V50H107ZM132 51V50H131ZM145 51V52H146ZM154 51V50H153ZM201 51V52H200ZM216 51V50H215ZM253 51H255L254 53H253ZM256 51H258V54L256 53ZM7 52V53H6ZM89 52H91V51H89ZM88 52V53H89ZM96 52H99V51H96ZM108 52H111V51H108ZM146 52V53H147ZM204 52V53H205ZM0 53H2V52H0ZM81 53L82 54H84L82 51H81ZM100 53H102V52H100ZM131 53V52H130ZM133 53H140V50H139V48L136 50L135 49V51L133 52ZM142 53V52H141ZM200 53H201V55H200ZM204 53H203V56H204ZM253 55H256L257 54V56L255 57V56H253ZM9 54H10V51H9ZM8 54V55H9ZM12 54V55H13ZM102 54H107V53H102ZM136 54V55H137ZM191 54V53H190ZM189 54V55H190ZM219 54V53H218ZM12 55H11V58L10 59H5V60H7V61H9V63L8 62H6V64H7V66H6V64L4 65L3 63V66H6V68H8V65L10 64V66L12 67V65H14V64H16V63H14L13 64V61L12 60H14V59H12L13 57H12ZM101 55V54H100ZM143 55H145V53L143 54ZM165 55V54H164ZM199 55V56H198ZM214 55V54H213ZM1 56H2V54H1ZM80 56V57H79ZM138 56V55H137ZM169 56V55H168ZM216 56V55H215ZM214 56V57H215ZM3 57V56H2ZM5 57H3V58H5ZM85 57V58H84ZM139 57H141V56H139ZM160 57V56H159ZM159 57H157V58H154V60L153 61H155V64H157V62H158V60L160 61V58ZM162 57V56H161ZM167 57V56H166ZM165 57V58H166ZM189 57H191V58H194L193 56H192V54L189 56ZM220 57V56H219ZM1 58V57H0ZM25 58V59H24ZM82 58V59H81ZM137 58V57H136ZM142 58L143 57H141V60H142ZM147 58H149V63L150 62H152V60H150V57H147ZM159 58V59H158ZM182 58H184V56L182 57ZM202 58V60L204 61V57H201ZM223 58V57H222ZM2 59V58H1ZM0 59V60H1ZM22 59H24L23 61H22ZM27 59V60H26ZM172 59V60H171ZM227 59V58H226ZM10 60L12 61V63L10 62ZM17 60V59H16ZM126 60V59H125ZM180 60V61H179ZM190 60V59H189ZM91 61V60H90ZM206 61V60H205ZM3 62V61H2ZM24 62V63H25ZM31 62V60L28 62V64H27V62L25 63V64H27L28 65V67H29V65H31V64H29ZM109 62V61H108ZM108 62H103L104 63V65H106ZM137 62V61H136ZM139 62V61H138ZM144 61H142V63H143ZM161 62V61H160ZM163 62V61H162ZM23 63V64H24ZM82 63H84V65H82ZM97 63V62H96ZM110 63H112L113 64V62H110ZM109 63V64H110ZM115 63V62H114ZM153 63V62H152ZM12 64V65H11ZM33 64V63H32ZM109 64H107L108 66H109ZM144 64V63H143ZM159 64V63H158ZM18 65V64H17ZM21 65V64H20ZM19 65V66H20ZM26 65V66H27ZM95 65H97V64H95ZM99 65V64H98ZM101 64V62H100V66H98V68H97V66H93V67H95V71H100V69L99 68H101L102 66H104V65H102ZM111 65V64H110ZM115 66H112V67H117V65H116V63L114 64ZM131 65V64H130ZM129 64H128V66H130ZM16 66V65H15ZM32 66V65H31ZM30 66V67H31ZM90 66V65H89ZM108 66H106V67H108ZM118 66H120V64L118 65ZM126 67L127 68V65H123V67ZM132 66V65H131ZM130 66V69L132 68ZM150 66V67H151ZM157 66H160L159 68L157 67ZM22 67V66H21ZM25 67V66H24ZM23 67V68H24ZM105 67V66H104ZM105 67V68H106ZM111 67V66H110ZM109 67V68H110ZM121 67H122V65H121ZM120 67V68H121ZM5 68V67H4ZM118 68V67H117ZM140 68V69H141ZM159 69V72L157 71L158 69ZM28 69H31V68H24V70H28ZM94 69V68H93ZM97 69V70H96ZM102 69H103V67H102ZM107 69V68H106ZM127 69H129V67L127 68ZM127 69L125 70L126 72L125 73H128L129 74V72L130 71H127ZM129 69V70H130ZM140 69H138L139 71H140ZM240 69V68H239ZM113 70V69H112ZM118 70L120 71V69L118 68ZM118 70L117 69H115V71H116V73L118 72ZM165 70V71H164ZM30 72H32V70H29ZM89 71H91V70H89ZM88 71V72H89ZM93 71V70H92ZM109 71V70H108ZM132 71H134L133 70V68H132V70H131V74H134ZM137 70H135V72H136ZM149 71H151V70H149ZM158 73H157V72ZM28 72V71H27ZM102 72V71H101ZM100 72V73H101ZM138 72V71H137ZM153 72V71H152ZM29 73V72H28ZM92 73V72H91ZM160 73V74H161ZM167 73V72H166ZM177 73H180L179 75H177ZM182 73V74H181ZM3 74H5V73H3ZM120 74V73H119ZM118 74V75H119ZM137 74V73H136ZM156 74V75H155ZM184 74V75H183ZM186 74H187V76H186ZM87 75V76H86ZM116 75V74H115ZM177 75V76H176ZM3 75L1 74V80H2V78L4 77H2ZM93 76V75H92ZM108 76H111V79H113L114 81H115V83H114V81H113V84L112 83H109L111 86H109L107 83H106V78H109ZM107 77L105 76V78H104V76H101L100 75V83H98V85H97V87L99 88V95L100 96H102L103 98L104 97H106V96H110V98L113 100H116L117 98H115L116 96H119L118 94V92H120V91H118V90H121V89H118L117 87H119V88H122L121 87V85H123L124 84V82L121 84V85H119V82H120V80H122V78L119 80V82H117L118 81V78L117 77H112L113 75L112 74H109ZM160 76V75H159ZM159 76H158V78H159ZM162 76V77H163ZM161 77V78H162ZM174 77V78H173ZM219 77V78H218ZM128 78V77H127ZM127 78H125V79H123V80H125L126 81V79ZM132 78V76H130V79ZM181 78H179V80H181ZM130 79H128L127 81H132V82H135V80H137V78L135 77V78H132L131 80ZM160 79V78H159ZM0 80V81H1ZM4 80V79H3ZM2 80V81H3ZM140 78L137 80V83L139 82L140 83ZM147 80V81H148ZM152 80H149V81H152ZM153 80V81H154ZM161 80V79H160ZM177 80V79H176ZM222 80V79H221ZM223 80H226V79H223ZM5 81H6V77H5ZM46 81V82H45ZM148 81V82H149ZM163 81V80H162ZM168 81L169 82H171V83H169V84H167L168 83ZM60 82V81H59ZM102 82V83H101ZM106 83L107 85H106V87H104L103 86V83ZM132 82H125V85H126V88H125V85H123L124 86V90L125 91H129L130 90V84H131V89H133V86L134 85H132ZM142 82V81H141ZM147 82V83H148ZM177 82H179V81H177ZM220 82V81H219ZM2 83V82H1ZM55 83V82H54ZM58 83V82H57ZM61 83V84H62ZM118 83V84H117ZM137 83L135 82V86L134 87H136V85H137ZM153 83V82H152ZM151 82L149 83V85L150 84H152ZM157 83H160V82H157ZM5 85H3V87L1 86L0 87V94H2V92H3V94L6 96H8V98H9V100H5V102L6 103H3V104H0V112H2V111H5V114L7 115V116H9V117H11V121L12 122H10V123H12L13 125H14V128L8 133L7 131L5 132V127H6V125H5V127H4V129L2 128H0L1 129V131H0V135L2 134L1 132H3L4 131V133L3 134H5V133H8V134H10V138L11 137H16V135L17 134H19L16 138H14L13 140V142H11V143H7V141H4V142H6V144H3L2 145V137H3V134L1 135V141H0V162H1V164H3V162L2 161H8L9 162V160H15V159H19L21 156V154H23L24 152L26 153L25 155H28L27 154V152L25 151V150H27L28 151V149H27V147H28V145L30 146V150L31 151H33V149H31L32 147L36 150H38L39 151V153L41 154V149L39 150L38 148L40 147H43V146H40V145H34L35 143H33V146H32V141L34 140V137H32V136H35V135H32V134H30V133H28L27 132V130L30 128V126L32 125L33 127L36 125V122L35 121H33V118H32V115H31V112H30V103L29 102H26V103H24L23 104V107H22V109L20 110L21 112H23L24 114H26L27 116H28V120L29 121H27V122H25V120H24V118H23V115H21L20 113H16V110H17V104H19V102H17V101H15L14 99H13V96H15L16 94L12 91L13 89L10 87V83H9V81H6L5 83H4ZM59 84V83H58ZM114 84H116L115 86H117V87H115V89L117 90V92H115V90H114ZM127 84H128V87H127ZM134 84V83H133ZM162 84H163V82H161V86H162ZM171 84V85H170ZM221 84L222 83H220V86H221ZM223 84H224V82H223ZM222 84V86H224L223 87V92L222 93H226V94H228V91L230 90V88L229 87H225V84L223 85ZM227 84V83H226ZM1 85V84H0ZM63 85V84H62ZM61 85V86H62ZM65 85H63L64 87H65ZM92 85V84H91ZM154 86L156 85V84H153ZM158 86H159V84H157ZM166 85V86H165ZM215 85H216V88H214L215 87ZM5 86V87H4ZM85 86H83V87H85ZM221 86V87H222ZM15 87H16V89L17 90H19L21 93H22V95H23V97L25 96V91H24V88H23V86L21 85V84H17V85H15ZM38 87V86H37ZM65 87V88H66ZM81 88V89H84V88ZM87 87V86H86ZM88 87L90 88V86L88 85ZM112 87V88H111ZM70 87H69V90L71 89ZM129 88V90H126V89H128ZM138 89L140 88L139 87V84H138V87H137ZM147 88H148V86H147ZM162 88H163V86H162ZM161 89V91H165L166 89ZM193 89V90H190V89ZM219 88V87H218ZM66 89H68V88H66ZM80 89V90H81ZM93 89H95V87L93 88ZM138 89H136L137 90V92L139 93L140 91H138ZM188 89H189V91H188ZM244 89H246V88H244ZM16 90V91H17ZM76 90H75V92H76ZM91 90V89H90ZM123 90V89H122ZM122 90H121V92H122ZM123 90V91H124ZM140 90H141V88H140ZM168 90H166V92L168 93L169 91ZM184 90V91H183ZM248 90V89H247ZM124 91V92H125ZM132 91V92H131ZM131 91H129L128 93H132V97H134V95L135 96H138L139 94L138 93H136V94H134L135 92H133V91H135V89H133V90H131ZM160 91V90H159ZM163 91V92H164ZM201 91H202V89L200 90L199 89V92L201 93ZM84 92V91H83ZM93 92V91H92ZM124 92H122V95H121V97L124 95L125 96V94L126 93H124ZM166 92H164V94H162L161 93V95H165L166 96ZM197 92H198V90H197ZM38 93V92H37ZM39 93H41V91H39ZM38 93V94H39ZM53 93H54V91H53ZM127 93V94H128ZM141 93H142V91H141ZM140 93V94H141ZM170 93V92H169ZM168 93V94H169ZM173 92H171L169 95H171ZM184 93V94H183ZM248 93V92H247ZM29 94V93H28ZM51 94V93H50ZM121 94V93H120ZM181 94H183V95H181ZM44 96H46L45 94H43ZM149 95V90L147 89V96ZM175 95V94H174ZM192 95V94H191ZM246 95V94H245ZM29 96H31V95H29ZM28 96V98H30ZM33 96V95H32ZM44 96H43V98H44ZM48 96V95H47ZM94 97H95V95H93ZM97 96V95H96ZM123 96V97H124ZM163 96H161V99L160 100H162V97ZM188 96V95H187ZM196 96H197V93H196ZM3 96H1L0 95V98H2ZM51 97V96H50ZM102 97L101 98H99V99H102ZM123 97H122V101L124 100L123 99ZM127 97V96H126ZM128 97L131 99V100H135V98L136 97H134V98H132V97H130V94L128 95ZM138 97H140V98H142V100H143V96L141 95V96H138ZM190 97V96H189ZM194 97V96H193ZM200 97V96H199ZM4 98V97H3ZM7 98V99H8ZM28 98H26V99H28ZM33 98V97H32ZM32 98H30V99H32ZM81 98V97H80ZM86 98V97H85ZM119 98H120V96H119ZM128 98V99H129ZM140 98H138L139 100H140ZM205 98H208V100L207 101H203V99L205 100ZM235 98V97H234ZM25 99V98H24ZM26 99H25V101H26ZM45 99V98H44ZM77 99H79V97H77ZM94 99V98H93ZM128 99H126L125 98V101L124 102H126ZM137 98H136V102H135V104L133 105V104H131V100H130V104L131 105H133L134 107H130V109H131V113L132 114H135V113H137V115L139 114V113H141L142 114V112H144V111H142L141 112V110H144V108L143 109H139V107H138V104H139V102L141 101H137L138 100ZM148 99V98H147ZM166 99H167V102H168V100H169V98L167 97V98H164L163 99V102L165 101L166 102ZM184 99V100H183ZM190 99V98H189ZM191 99H193V98H191ZM190 99V100H191ZM217 99V98H216ZM83 100V99H82ZM118 100V99H117ZM151 100H152V103H154V101H153V99H149V103H151ZM155 100V99H154ZM159 100V102H161ZM219 100V99H218ZM23 102H25L24 100H22ZM39 101V100H38ZM119 101V100H118ZM129 101V100H128ZM171 101H172V99H171ZM171 101H169V102H171ZM181 101V102H182ZM3 102V101H2ZM8 102V103H7ZM10 102V103H9ZM22 102V103H23ZM44 102V101H43ZM47 102V101H46ZM62 102V101H61ZM117 102V101H116ZM120 102V101H119ZM148 102V101H147ZM157 102V101H156ZM159 102L157 103V105L155 104V105H153L152 103H151V105L152 106H154L153 108L154 109H156L157 110V107L155 108V106H160L161 107V105H163L161 108H163L164 109V111L167 113V111H168V113L167 114H165V112H164V114L165 115H167L168 116V114H170V116L168 117L169 119L171 118V117H173L174 116V118H175V115L177 114V112H183L185 109V107H188V106H185V107H183L184 106V104H182V103H179L180 104V106H182L183 107V109L184 110H181V107H180V109H179V107H177V104H176V107H177V109H179V111H177L176 109H174L173 107H172V110H170V111H175L176 112V114H174V112H170L169 111V109H170V107L169 108H165V107H167V105H165V104H167V103H163L162 104V102L159 104ZM168 102V103H169ZM173 102V101H172ZM192 102V101H191ZM191 102H188V104L190 105V104H192ZM201 102V103H202ZM218 102V101H217ZM20 103H21V101H20ZM21 103V104H22ZM73 103H74V101H73ZM115 103V102H114ZM136 103H137V107H135V105H136ZM149 103H147L148 105L145 107L146 108V110H147V119H149L150 117H152L151 118V120H149V125H148V123H147V127H149V128H151V126L154 124L152 121L153 120H155V119H153L155 116H154V114H152L151 115V112H150V110H151V108H149L150 107V105H149ZM43 104V103H42ZM140 104H141V102H140ZM218 104H220V102L218 103ZM217 104V105H218ZM40 105V104H39ZM93 105V104H92ZM128 105V104H127ZM4 106V107H3ZM20 106V105H19ZM41 106V105H40ZM44 106V105H43ZM143 106H145V105H143ZM169 106V105H168ZM170 106H171V103H170ZM192 106H193V104H192ZM204 107V109L202 108V107ZM232 106H233V108H232ZM160 107L158 108V109H160ZM175 107V106H174ZM190 107V106H189ZM238 107V106H237ZM105 108V107H104ZM198 108V109H197ZM18 109H20L19 107H18ZM153 109V110H154ZM187 109V108H186ZM42 110H44L43 108H42ZM107 110H108V108H107ZM145 110V111H146ZM152 110V111H153ZM190 110V111H191ZM84 111V110H83ZM104 111V110H103ZM155 111V110H154ZM162 110L160 109V111H155L157 114H158V118L160 119V117L163 115V114H161V113H159V112H161ZM85 112V111H84ZM162 112V113H163ZM170 112V113H169ZM181 112V113H182ZM214 112V113H213ZM145 113V112H144ZM154 113V112H153ZM156 113H155V115H156ZM171 113H173V114H171ZM185 113H186V110H185ZM207 113V112H206ZM211 113H213V114H211ZM88 114V113H87ZM114 114V113H113ZM140 114V115H141ZM183 114H184V112H183ZM107 115H108V113H107ZM116 116H117V114H115ZM145 115V114H144ZM161 115V116H160ZM164 115V116H165ZM186 115V114H185ZM2 116H4V113L3 114H0V118L2 117ZM164 116H162L161 118H163ZM179 116H182L181 114H179V115H177L176 116V118H177V120H181V119H183V117H181L180 119H179ZM184 116V115H183ZM106 117V116H105ZM111 117H112V114H111ZM114 117V116H113ZM146 117V116H145ZM156 117H157V115H156ZM155 117V118H156ZM166 117V116H165ZM85 118V117H84ZM108 118V120H111L109 123V126L107 125L106 126V129H107V132L109 131V130H111L109 133L112 135V137L114 138L113 140L115 141V138L117 139V137H118V139H119V137L121 136V137H124L122 134L121 135H119V136H117L116 134L118 133V131L120 130V129H118V130H116V133H115V135H113V132H114V130L116 129H113V128H111L112 126H111V123H114L115 122V120H114V118H110L109 119V117H107ZM144 118V117H143ZM167 117L164 119H162V122L163 121H167V119H168ZM173 118V119H174ZM175 118V119H176ZM78 119V118H77ZM99 119V118H98ZM132 119V118H131ZM159 119H157L159 122H160V120ZM169 119H168V122H169ZM172 119V118H171ZM4 120V119H3ZM30 120H31V123H29L30 122ZM104 120V119H103ZM114 120V121H113ZM121 120V119H120ZM129 120H130V118H129ZM129 120H126V121H129ZM78 121V120H77ZM89 121V120H88ZM88 121H87V124H88V131H90V133L92 132L91 130H94V129H92V127L93 126H91V125H89V123L91 124V122L89 121V123H88ZM133 121V120H132ZM181 121H183V120H181ZM180 121V122H181ZM73 122V121H72ZM117 122H120V121H117ZM134 122V121H133ZM148 122V121H147ZM150 122H151V124H150ZM156 122V121H155ZM187 122V121H186ZM189 122V121H188ZM188 122H187V124H188ZM191 122V121H190ZM259 122V121H258ZM105 123V122H104ZM103 123V124H104ZM153 123V124H152ZM161 123V122H160ZM196 123V124H197ZM12 124H11V126H12ZM76 124V121H75V123H74V125ZM80 124H84V125H86L87 126V124H85V122H82V123H80ZM100 124V123H99ZM99 124H98V127L100 128V129H102L103 127H104V125L102 124V125H100L99 126ZM116 124V123H115ZM127 124H128V122H127ZM135 124V123H134ZM142 124V123H141ZM166 124H168V123H166ZM177 124H179V122H177ZM2 125V124H1ZM0 125V126H1ZM84 125H81V126H84ZM95 125H97V124H95ZM136 125V124H135ZM159 125H161V124H159ZM189 125V124H188ZM4 125H2V127H3ZM8 126H9V124H8ZM78 126V125H77ZM80 125H79V128H82V130L84 129V127H81ZM111 126V127H110ZM113 126H114V124H113ZM126 126V125H125ZM128 126V125H127ZM144 126V125H143ZM162 126H164V124H162ZM190 126V125H189ZM91 127V128H90ZM97 127V126H96ZM98 127L96 128V131H97V129H98ZM142 127V126H141ZM140 127V128H141ZM145 127H146V125H145ZM144 127V128H145ZM159 128L160 126H158L157 124H156V128ZM180 127V126H179ZM247 127V126H246ZM8 128V127H7ZM6 128V129H7ZM9 128H11V127H9ZM8 128V129H9ZM44 128V127H43ZM71 128V127H70ZM134 128L136 129V126H134ZM134 128L132 129V130H134ZM152 128H155V126L154 127H152ZM155 128V129H156ZM161 128V130L162 129H164V127H160ZM171 128L172 127H170V132H172V130H171ZM174 128H175V126H174ZM177 128V127H176ZM175 128V129H176ZM46 129V128H45ZM44 129V130H45ZM86 129V128H85ZM91 129V130H90ZM103 129H105V128H103ZM105 129V130H106ZM148 129V128H147ZM165 129L167 130V127H166V125H165ZM177 129H180V128H177ZM51 130V129H50ZM71 130V129H70ZM76 130V129H75ZM81 130V131H82ZM105 130H102V132L103 131H105ZM131 130V131H132ZM137 130V129H136ZM145 131V129H141V132H139V135L136 133V131H134L133 132V135L135 136H138V137H141L140 135H142L143 136V134L144 133H147V132H144ZM157 130V129H156ZM169 130H167V131H165V130H162V131H164V132H167L165 135H166V137H165V139L167 138V136L169 135ZM86 131V130H85ZM113 131V132H112ZM137 131H139V130H137ZM143 131V132H142ZM149 131V130H148ZM158 131H160V129H158L156 132H154V134H156ZM246 131V130H245ZM42 132V131H41ZM55 132V131H54ZM57 132V131H56ZM74 132V131H73ZM106 131H105V135H109V133H107ZM185 132V131H184ZM187 132V131H186ZM32 133V132H31ZM45 133H46V130H45ZM49 133V132H48ZM83 133V132H82ZM92 133H94L95 134V132H92ZM91 133V134H92ZM98 133V132H97ZM135 133V134H134ZM141 133V134H140ZM150 133V132H149ZM148 133V134H149ZM160 132H158V134H159ZM8 134H6V136L8 135ZM16 134V135H15ZM28 134H30L31 135V137L33 138L32 140H31V142H29L30 140L29 139H31V137H28L27 138V136H28ZM34 134H36L35 132H34ZM87 134H89L88 132H87ZM91 134H89L90 136H91ZM130 134V133H129ZM147 134V135H148ZM176 134V133H175ZM29 135V136H30ZM88 135V136H89ZM96 135H98V134H96ZM95 135V137H96V139L98 138V136H96ZM103 135V134H102ZM111 135H109V137H111ZM147 135H144V137L145 136H147ZM152 135V137H154L153 136V134H151ZM160 135V134H159ZM163 135L164 134H162V132H161V135L160 136H158L157 135V138L158 137H160L161 138V136H162V138H163V141H164V137H163ZM247 135V134H246ZM9 136V135H8ZM20 136V137H19ZM50 136V135H49ZM48 136V137H49ZM86 136V135H85ZM94 135H92V137H93ZM114 136H116V137H114ZM126 136H128V134L126 135ZM132 136V135H131ZM169 136H172L173 137V134L171 133ZM168 136V137H169ZM4 137H5V135H4ZM22 137V138H21ZM25 137H26V139H27V142H29V143H27L25 140ZM43 137V136H42ZM46 137V136H45ZM51 137V136H50ZM61 137V136H60ZM81 137V136H80ZM102 138V136H101V134H100V136H99V141H100V139ZM111 137V138H112ZM129 137V136H128ZM148 137H150L149 135H148ZM152 137H150V138H152ZM206 137V138H205ZM8 139H10L9 137H7ZM25 139L24 141H25V143H23L24 141H22L21 139ZM65 138H66V136H65ZM64 138V139H65ZM106 138V137H105ZM155 138V140L156 141H158V139L156 138V137H154ZM154 138H152V139H154ZM162 138L161 139H159V141L160 140H162ZM186 138L188 139V135L186 136ZM215 138V139H216ZM242 138V137H241ZM19 139H20V141H19ZM54 139V138H53ZM58 139H59V136H58ZM83 139V138H82ZM90 139H91V137H90ZM95 139V141H97ZM172 139V138H171ZM205 139V140H204ZM212 139V138H211ZM4 140H5V138H4ZM29 140V141H28ZM39 140V139H38ZM55 140V139H54ZM86 140V142L88 141V144L90 143L89 142V139L87 140V139H85ZM94 139H92V140H90L91 142L93 141ZM147 140H150L149 142L150 143H155L154 142V140H151V139H148L147 138ZM167 140V139H166ZM11 141H12V139H11ZM22 141V142H21ZM51 141H53L52 139H51ZM98 141V142H99ZM116 141H118V140H116ZM153 141V142H152ZM163 141L161 142V143H163ZM168 141V140H167ZM3 142V143H4ZM9 142V141H8ZM18 142H21V143H23L25 146L27 145V147L25 148L24 146H23V153H20L21 152V149H19L20 147H18V145H20V144H18ZM46 142H50V140L49 141H46ZM59 142V141H58ZM72 142V141H71ZM94 142V141H93ZM92 142V143H93ZM97 142V143H98ZM160 142H157V144L160 146H157L156 145V143L153 145L154 147H156V151H154V152H156V153H159V152H157V151H159V150H161V149H159V150H157L158 148H163V147H161V145L159 144ZM207 142V141H206ZM248 142V141H247ZM27 143V144H26ZM42 143V142H41ZM45 143V142H44ZM100 143V142H99ZM118 143H120V142H118ZM167 143V142H166ZM175 143V142H174ZM244 143H245V141H244ZM48 144H50V143H46V147L45 148H48L47 147V145ZM51 144H56V143H52L51 142ZM59 144H61V145H64V144H62L61 143V141H60V143ZM59 144H57V145H59ZM95 145H96V143H94ZM93 144V145H94ZM113 144H115V143H113ZM117 144V143H116ZM148 144V143H147ZM169 144V143H168ZM206 144V143H205ZM220 144V143H219ZM2 145V146H1ZM22 145V144H21ZM75 145H76V143H75ZM78 145V144H77ZM76 145V146H77ZM99 144H97L96 146H98ZM129 145V144H128ZM132 145V144H131ZM163 145V144H162ZM195 145V144H194ZM218 145V144H217ZM34 146H36V147H38V148H36V147H34ZM45 146V145H44ZM54 145H52L51 147H53ZM56 146V145H55ZM54 146V147H55ZM60 146V145H59ZM100 146V145H99ZM101 146H103V145H101ZM115 146V145H114ZM149 146V145H148ZM151 146V145H150ZM172 146V145H171ZM188 146V147H187ZM186 146V148L185 147H183V150H184V148H185V150L187 149V148H189V147H191V146H189V145H187ZM207 146H208V144H207ZM17 147H18V149H19V151H17L18 149H17ZM54 147H53V149H54ZM58 147V146H57ZM61 147V146H60ZM65 147H67V146H65ZM70 148H71V146H69ZM74 147V146H73ZM108 147V146H107ZM152 147V146H151ZM149 148L150 150L152 149V148ZM153 147V149L151 150L152 152H150V150H149V153H152L151 154V159L154 157V154H156V153H154L153 152V150H155V148ZM166 147H167V145H166ZM203 147V146H202ZM29 148V147H28ZM56 148V147H55ZM78 148V147H77ZM148 148V147H147ZM177 148H179V147H177ZM177 148H176V150H174V152H173V157L174 158H180V156H178V155H180V152L182 151V148H180L179 150L180 151H177ZM192 149L191 150H193L194 148H196V147H191ZM219 148V147H218ZM17 149V150H16ZM25 149V150H24ZM53 149H50V147L48 148V150H49V152L52 150L53 152H57L58 151V153H59V151L61 150V155L60 156H58V154H57V158H54V160H55V162H57L58 161V159L60 160L61 159V157H62V149H63V147H61V149L59 150L58 148H56V150L57 151H55V150H53ZM94 149V148H93ZM174 149H175V147H174ZM246 149H248V150H246ZM47 150V149H46ZM48 150H47V152H48ZM102 150V149H101ZM118 150V149H117ZM171 150H172V148H171ZM171 150H165V151H168V153H171ZM190 149L189 150H187V151H184V155L182 156V158L183 159H189L190 158V156H191V159H193L194 157L192 156V155H194V154H196V152H194V151H191ZM216 150V149H215ZM254 150H256V147H255V149ZM42 151L43 152H45L44 151V148L42 149ZM52 151H51V153H52ZM65 151H67L66 149H65ZM79 151V150H78ZM83 151V150H82ZM103 151H104V149H103ZM142 151V150H141ZM144 151V154L146 155V154H148L147 152V150H146V152H145V150H143ZM170 151V152H169ZM195 151H199L198 149L196 150L195 149ZM30 152V151H29ZM28 152V153H29ZM37 152V151H36ZM42 152V153H43ZM47 152H45V154L47 153ZM48 152V153H49ZM129 152V151H128ZM162 152V151H161ZM177 152H179V153H177ZM183 152V151H182ZM192 152V153H191ZM32 153V157L31 158H28L30 155H28L27 156V158H28V160H26V156H25V158H24V161H22V162H26V164L25 163H21V165L22 164H25L24 166L26 167V168H29V170H30V168H32V172H30L31 173V176H30V174H28L29 176H30V180H38L40 177H41V179L43 180V176L45 175V172L43 173V171H41V170H39V168H38V171H41L40 173L41 174H37V175H42L43 174V176H39V177H32V175L34 176V174L36 173L35 172V169H34V167L37 165V166H41V167H43L42 166V164L40 163L41 161L40 160H42L41 158H39V160L38 159H35V158H33V154L34 155H36V158H38V156H40V155H38V154H35L34 153V151L33 152H30L29 154H31ZM70 153V151L68 150L67 151V155ZM73 153V152H72ZM130 153V152H129ZM132 153L136 156V155H139L138 157H136V158H140L141 159V157L143 158V159H141L143 162L145 161L144 160V156L145 155H141L140 153L139 154H137L136 152H134V151H132ZM132 153H130V154H132ZM164 153V152H163ZM255 153H257V152H255ZM45 154H41L42 156H44ZM50 154V153H49ZM63 154H64V150H63ZM79 154V153H78ZM132 154V155H133ZM160 154V153H159ZM158 154V155H159ZM183 154V153H182ZM38 155V156H37ZM47 155V154H46ZM65 155H66V152H65ZM65 155L63 156L64 158H65ZM133 155V156H134ZM150 155V154H149ZM157 155V154H156ZM157 155V156H158ZM200 155H202V154H199L198 156L199 157H201ZM74 156V155H73ZM78 156H81L80 154L78 155ZM131 156V155H130ZM172 156V155H171ZM195 156H197V155H195ZM197 156V157H198ZM255 156H256V154H255ZM19 157V158H18ZM41 157V156H40ZM75 157V156H74ZM197 157H195V160H197L196 158ZM198 157V158H199ZM23 158H21L22 160H23ZM76 158H77V156H76ZM107 158V157H106ZM105 158V159H106ZM130 158V157H129ZM148 158V155L146 156V160H147V163H151L152 161H149V160H151V159H147ZM157 158V157H156ZM140 159H136V160H138V161H136L135 160V162L134 161H132V163H134L135 165H136V162H139V163H137L139 166H141L142 164V162L140 161ZM13 160V161H14ZM35 160H37V162H39L38 164H36L37 162L35 161ZM53 162H54V160L53 159H51ZM57 160V161H56ZM117 160V159H116ZM132 160V159H131ZM134 160V159H133ZM156 160L158 161H160L161 159H155V162H156ZM190 160V159H189ZM198 160H200V158L198 159ZM198 160H197V162H198ZM16 161V160H15ZM15 161H14V163H15ZM20 160H18V162H19ZM43 161L45 162V159H43ZM47 161V160H46ZM52 161H51V163H52ZM67 161L68 160H66V165H64V164H62L61 163V160L59 161L60 162V164H58V162L57 163H53L52 164V166L55 164H58L57 166H59V165H64V167L65 166H67ZM149 161V162H148ZM158 161V162H159ZM223 161V160H222ZM7 162V163H8ZM12 162V161H11ZM17 162V163H18ZM44 162H42V163H44ZM62 162L64 163V160H62ZM72 162H73V160H72ZM76 162V161H75ZM102 162V161H101ZM105 162V161H104ZM110 162V161H109ZM153 162H154V160H153ZM152 162V163H153ZM216 162V161H215ZM255 162V161H254ZM10 163V162H9ZM13 163V164H14ZM47 163H48V161H47ZM50 163V162H49ZM48 163V164H49ZM69 163L71 164V161H69ZM77 163V162H76ZM80 163H82V162H80ZM97 163V162H96ZM125 163V162H124ZM129 163H131V162H129ZM149 163V164H150ZM151 163V165H149L148 167L147 166H145L144 164L140 167V168H138V165H136V171L138 170V169H142V173L144 172L143 171V169H145L146 171L143 173L144 175H146L145 173H147V171H148V168L150 167V169L153 167V165L154 164H152ZM161 163V162H160ZM0 164V165H1ZM6 164V163H5ZM4 164V165H5ZM19 164H20V162H19ZM18 164V165H19ZM36 164V165H35ZM46 164V163H45ZM109 164H111V163H109ZM123 164V163H122ZM132 165V166H135V165ZM156 164V163H155ZM10 165H11V163H10ZM15 166L17 165V164H14ZM14 165L12 166L13 167V169H15L14 171H13V173H14V175L16 176H14L13 174H12V176H14L16 179L17 178H19V180H18V182H16L17 180L16 179H14V182H10V180L8 179V178H10L11 179V176H7L9 173L7 172L6 173V171H0V252H1V250H3L4 249V251H6L7 252V250H8V248H9V242L11 243V241L10 240H13V239H11L10 238V240H9V238L7 237V233L5 234V232H7V231H14V230H16V232H17V228H19L18 227V225L21 223V221L26 217H24V215H23V213H22V211H20L19 210V208H18V205H16L15 203H13V201H14V198H13V196H16L19 192H20V190H23V189H25L24 187H26L27 185H25L24 186V184L26 183V184H28V183H30L29 181H27V180H29V179H25V178H29L28 176L27 177H25V173H23V171H21V170H23V169H20L19 167H23V166H18V168H17V166L16 167H14ZM47 165V164H46ZM45 165V166H46ZM203 165V166H202ZM49 166V165H48ZM56 166V167H57ZM78 166V165H77ZM103 166V164L101 165V167ZM110 166V165H109ZM132 166H130V168H132V170H134L135 171V169H134V167H132ZM193 166V164L192 163H190V162H185L184 163V171L185 172H189L190 171V169H191V167ZM63 167V168H64ZM68 167V166H67ZM98 167V166H97ZM196 167V168H197ZM204 167V168H203ZM24 168V167H23ZM25 168V170H27ZM80 168V167H79ZM87 168V167H86ZM103 168L105 169V171H107V172H109L110 171V168L108 167V166H106V165H104L103 166ZM154 168L155 169H153L154 171H156V166H154ZM158 169H159V167H157ZM251 168H253V167H251ZM33 169H34V172H33ZM58 169V168H57ZM64 169H66V167L64 168ZM75 169H77L76 170V172H79L78 171V168H76L75 167ZM81 169V168H80ZM94 169H96V168H94ZM93 169V170H94ZM100 168L98 167V170H99ZM103 169V170H104ZM149 169V170H150ZM152 169H151V171H152ZM160 169L161 170H163L162 169V166H160ZM214 169V168H213ZM212 169V170H213ZM20 170V171H19ZM70 170V169H69ZM83 170V169H82ZM102 170V168H101V171H103ZM131 170V171H132ZM211 170V169H210ZM212 170H211V172H212ZM75 171V170H74ZM101 171H100V173H101ZM139 171V170H138ZM165 180H164V174H163V176H162V178H163V180L165 181V183L168 185V186H171V187H173V185H177V184H179V185H181L182 183H183V185L184 184H187L188 182H187V180H186V177H183V174H182V176H180V173H179V170L175 167V166H165ZM207 173H209L210 171H209V169H207ZM263 171V170H262ZM27 172H28V170H27ZM84 172V171H83ZM140 173H141V171H139ZM158 172V171H157ZM160 172H163V171H160ZM220 172V171H219ZM23 175H22V174ZM29 173V172H28ZM39 173V172H38ZM99 173V174H100ZM141 173V174H142ZM154 173V172H153ZM203 173H202V175H203ZM206 173V172H205ZM204 173V174H205ZM224 173V172H223ZM238 173L239 172H237V175H238ZM241 173V172H240ZM239 173V174H240ZM245 173V172H244ZM255 173L256 174H254L255 176L252 178L253 180H256V179H260V176H259V174L261 173V170H255ZM79 174H82L81 172H79ZM111 174V173H110ZM110 174H109V176H110ZM133 174H135V173H133ZM193 174H194V172H193ZM198 175L200 174V173H197ZM209 174H211L212 175V173H209ZM213 174H214V176H216V174L213 172ZM252 174V173H251ZM27 175V174H26ZM36 175V174H35ZM36 175V176H37ZM114 175H115V173H114ZM113 175V176H114ZM147 175L149 176L150 174L149 173H147ZM160 175V173H157L156 174V176H157V178H158V176ZM162 175V174H161ZM194 175H196V173L194 174ZM193 175V176H194ZM201 175V174H200ZM199 175V176H200ZM202 175H201V178L203 179V177H202ZM220 175V174H219ZM241 175V174H240ZM247 175V174H246ZM22 176V178H20ZM106 176H108V175H106ZM136 176H137V174H136ZM139 176V175H138ZM142 176V175H141ZM147 176V177H148ZM153 176H154V174H153ZM199 176L197 177V179L199 178ZM217 176H218V174H217ZM239 176V175H238ZM243 176V175H242ZM241 176V177H242ZM23 177H25V178H23ZM241 177H237V178H240L241 179ZM31 178H34V179H31ZM119 178H121V176H119ZM129 178V177H128ZM137 178V177H136ZM140 178V177H139ZM151 178V177H150ZM153 178V177H152ZM160 178V181H162L161 180V177H159ZM183 178H185V180H186V183H184V179ZM188 178V177H187ZM191 178H193V177H190L189 179H191ZM201 178H199V179H201ZM235 178H236V176H235ZM13 179V178H12ZM26 180V182L23 180V181H21L20 182V180ZM38 180V181H36V182H38L37 184H40V186L38 185V189H35V190H42L41 188H44L43 186H42V184H41V181L42 180ZM102 179V178H101ZM108 179H109V177H108ZM117 180H118V178H116ZM127 179V178H126ZM140 179H142V178H140ZM146 179V178H145ZM197 179H195V180H193V181H197V183H198V180ZM201 179V180H202ZM232 179H234L233 177H232ZM247 179V178H246ZM16 180V181H15ZM48 180V179H47ZM106 180V177H105V179H104V181ZM113 180H115L114 178H113ZM112 180V181H113ZM116 180V181H117ZM124 180V179H123ZM122 180V181H123ZM148 180V179H147ZM201 180H199V181H201ZM205 180V179H204ZM207 180V179H206ZM220 180V179H219ZM243 180V179H242ZM241 180V181H242ZM253 180H250V183L249 184H251V182H253ZM262 180V179H261ZM13 181V180H12ZM46 181V180H45ZM107 181V180H106ZM105 181V182H106ZM114 182L113 183V185H115V183H118V182ZM131 181V180H130ZM151 181V180H150ZM156 181L157 182H159V179H156ZM192 181V180H191ZM218 181V180H217ZM222 181V180H221ZM225 181V180H224ZM243 181H246V180H243ZM242 181V182H243ZM249 181V180H248ZM248 181H246V182H248ZM25 182V183H24ZM40 182V183H39ZM42 182H44V180L42 181ZM108 182V181H107ZM154 182V181H153ZM202 182V181H201ZM201 182H199V183H201ZM203 182H205V181H203ZM45 183V182H44ZM109 183H111V182H108V184ZM132 183V182H131ZM135 183V182H134ZM162 183V182H161ZM161 183H159V185L161 184ZM193 184V182H190V180H189V183H188V188L187 189H189V187L190 188H193L194 187V184H193V187L191 186V185H189V184ZM194 183H196V182H194ZM196 183V184H197ZM199 183H198V185H199ZM219 185V187L218 186H216V188L217 189H219L220 188V186H221V184L223 183V182H217ZM233 183V182H232ZM22 184H23V188L21 189V186H22ZM195 184V185H196ZM46 185H47V183H46ZM58 185H59V183H58ZM112 185V184H111ZM154 185H156V184H154ZM158 185V186H159ZM232 185V184H231ZM30 186V185H29ZM202 186H203V184H202ZM237 185H236V183L232 186V189L230 188V190H231V192H230V195H229V197L231 196L232 198H233V201L235 202V203H237L238 201H239V199H241V197H249L248 196V194H249V190L248 189H244V190H242V191H238L237 190V187H236ZM243 186V185H242ZM249 186V185H248ZM57 187V186H56ZM196 187V189H192V190H190L189 189V191H185V194L183 195L184 197H189V196H192L193 194L195 195V193L197 192L198 193V195L200 194V193H202L204 190H202V189H199L198 188V190H197V185L195 186ZM194 187V188H195ZM201 187V186H200ZM205 187V186H204ZM27 188L28 187H26V189L25 190H27ZM31 188V186L29 187V189ZM183 188V187H182ZM184 188H185V185H184ZM185 188V189H186ZM216 188H214V189H212V188H208V187H205L204 189H205V193H204V195H203V198H202V200H200V202H198V204L199 203H202L203 205H206L207 203H209V205H207V207H208V209L210 210V203H211V201H210V199H214V197L216 196V195H220L219 193H217V191H219V190H217ZM263 188V187H262ZM131 189V188H130ZM155 189H156V187H155ZM161 189V188H160ZM216 189V190H215ZM24 190V191H25ZM34 190V189H33ZM39 190V191H40ZM45 190V189H44ZM44 190H42V192L44 191ZM170 190H173V188L172 189H170ZM177 190V189H176ZM195 192H194V191ZM199 190H200V193H199ZM212 190H215V191H212ZM254 190V189H253ZM256 190V189H255ZM255 190H254V192H255ZM23 191V192H24ZM28 191V190H27ZM25 192L24 194H26V193H28V192ZM56 191V193L58 192V190H55ZM168 191H169V189H168ZM182 190H180V192H181ZM252 191V190H251ZM158 191H156L155 192V194L157 193ZM262 192V193H261ZM264 191H260V193L262 194V197L264 198V193H263ZM34 193V192H33ZM259 193V192H258ZM24 194L22 195V196H24ZM134 194V193H133ZM175 194L176 193H174V196H175ZM261 194H259L260 196H261ZM20 195V194H19ZM157 195V194H156ZM109 196V195H108ZM123 196V195H122ZM140 196V195H139ZM19 197V196H18ZM25 197V196H24ZM213 197V198H212ZM194 198V197H193ZM255 198V197H254ZM22 199H23V197H22ZM134 199V198H133ZM149 199V198H148ZM151 199V198H150ZM171 199V198H170ZM180 199V198H179ZM179 199H176V200H178V201H180L181 202V200H183V199H181V200H179ZM195 199V200H194ZM193 200L194 201H196V198H194ZM21 200V199H20ZM19 200V201H20ZM185 200V204L186 205H189L190 203H191V207H192V205L195 203L194 201H192L191 200V202L188 204V203H186V198L184 199ZM220 200V199H219ZM188 201V200H187ZM189 201H190V199H189ZM29 202V201H28ZM112 202H114V201H112ZM117 202H119V201H115V204L118 206L120 203L123 205V203L121 202V200H120V203L118 204ZM194 202V203H193ZM110 203H111V199H110ZM184 203V202H183ZM193 203V204H192ZM20 204V203H19ZM109 204V201L107 202V204H102V205H108ZM120 204V205H121ZM197 204V203H196ZM197 204V205H198ZM202 204H199V205H201V207H202ZM112 205V204H111ZM114 205V204H113ZM112 205V206H113ZM116 205H114V207L113 208H115V210L117 209L115 206ZM121 205V206H122ZM177 205H181V203L180 204H177ZM196 205V206H197ZM95 206V205H94ZM110 206V205H109ZM109 206H106V207H109ZM111 206V207H112ZM196 206H194L193 208V210H195V207ZM101 207H103V206H101ZM125 207V206H124ZM143 207V206H142ZM141 207V208H142ZM174 207V206H173ZM177 207H179V208H182L181 206H177ZM189 207H190V205H189ZM198 207V206H197ZM196 207V208H197ZM200 207V206H199ZM198 207V208H199ZM200 207V208H201ZM206 207V208H207ZM242 207V206H241ZM100 208V207H99ZM113 208H111V209H113ZM121 208V207H120ZM186 208V207H185ZM204 206L202 207V211L204 212L205 210L208 212V209H206ZM263 210H264V205H263ZM109 209V208H108ZM118 209H119V206H118ZM122 209V208H121ZM125 209V208H124ZM173 209V208H172ZM177 209V208H176ZM183 209H184V207H183ZM114 210V209H113ZM112 210V211H113ZM114 210V211H115ZM129 210V209H128ZM152 210V209H151ZM151 210H149V211H151ZM200 209H197V211H199ZM29 211H31V210H29ZM113 211V212H114ZM117 211V210H116ZM115 211V212H116ZM121 211V210H120ZM123 211V210H122ZM133 211V210H132ZM147 211H148V209H147ZM148 211V212H149ZM174 211H176V210H174ZM181 210L179 209V212H180ZM184 211V210H183ZM201 210H200V212H201V214H203V212H202ZM99 212V211H98ZM113 212H111L112 214H113ZM114 212V213H115ZM119 212V211H118ZM135 212H138L137 210L135 211ZM153 212L155 213V211L153 210ZM179 212H177V214H179ZM182 212V211H181ZM206 212V213H207ZM244 212V211H243ZM103 213V212H102ZM101 213V214H102ZM130 213H132V212H130ZM253 213L255 214L256 212H254L253 211ZM258 213V212H257ZM261 214H262V212H260ZM27 214H29V213H27ZM107 214V213H106ZM128 214V213H127ZM199 214V213H198ZM209 214V213H208ZM245 214H247V213H245ZM133 215V214H132ZM135 215H136V213H135ZM150 215V214H149ZM154 215V214H153ZM173 215V214H172ZM256 215V214H255ZM254 215V216H255ZM263 215V214H262ZM30 216V215H29ZM110 216H112L111 214H110ZM113 216H115V214H113ZM112 216V217H113ZM117 216V215H116ZM115 216V218H117ZM203 216V215H202ZM254 216H253V218H254ZM258 216V215H257ZM105 217V216H104ZM147 217H148V215H147ZM150 217H153V216H151L150 215ZM263 217V220H261V218L259 217V219H257V218H255V219H257V221H258V223H259V221H261V223H262V221L264 222V215L262 216ZM114 218V217H113ZM114 218V219H115ZM202 218V217H201ZM107 219V218H106ZM150 219H152V218H150ZM203 219V218H202ZM250 219V218H249ZM248 219V220H249ZM25 220V219H24ZM179 220H180V218H179ZM203 220H205V219H203ZM246 220V219H245ZM202 221V220H201ZM250 222H251V219L249 220ZM257 221H255L254 220V222H255V225H256V223H257ZM104 222V221H103ZM206 222V221H205ZM243 222V221H242ZM24 222L22 221V224H23ZM105 223V222H104ZM125 223V222H124ZM257 223V224H258ZM260 223V224H261ZM63 224V226L69 231H71V234H72V232H73V234L75 235V236H77L78 237V229H79V226L78 227H75V226H72V225H66V224H64V223H62ZM103 224V223H102ZM201 224V223H200ZM253 224V223H252ZM263 224V223H262ZM20 226H23V225H20ZM87 226V225H86ZM103 226V225H102ZM180 226V225H179ZM182 226V225H181ZM251 226V225H250ZM257 226V225H256ZM260 225L258 224V227H259ZM52 227V226H51ZM255 227V226H254ZM253 227V228H254ZM261 227V226H260ZM89 228V227H88ZM119 228V227H118ZM252 228V229H253ZM255 228H257V227H255ZM254 228V229H255ZM26 229V228H25ZM251 229V231H252V233L254 234V232H253V230ZM261 229V228H260ZM80 231H81V229H79ZM83 230V229H82ZM85 230V229H84ZM83 230V231H84ZM189 230V229H188ZM231 230V229H230ZM257 230V229H256ZM39 231V230H38ZM79 231V232H80ZM201 230H200V228L199 229H193L192 230V235L193 234H196L197 232H200ZM224 231V230H223ZM251 231L249 232V233H251ZM47 232V231H46ZM86 232V231H85ZM85 232H84V234H85ZM91 232V231H90ZM168 233H170V231H167ZM189 234L191 233V232H189V231H187ZM230 232V231H229ZM232 233V235H234V238L236 239V237H239V240H240V235L236 232V231H234V229L232 228V231H231ZM257 232H258V230H257ZM256 232V233H257ZM12 234L13 233H15V232H11ZM104 233H106V232H104ZM224 233V232H223ZM255 233V234H256ZM259 233V232H258ZM1 234H4V235H1ZM82 234V233H81ZM80 234V236H83V235H81ZM88 234V233H87ZM86 234V235H87ZM94 234V233H93ZM107 234H109V233H107ZM112 234V233H111ZM182 234H184V233H182ZM39 235V234H38ZM73 235V236H74ZM105 235V234H104ZM231 235V236H232ZM29 236V235H28ZM88 236V235H87ZM91 236V235H90ZM93 236V235H92ZM91 236V237H92ZM228 236V235H227ZM236 236V237H235ZM251 236H252V234H251ZM37 237V236H36ZM112 237V236H111ZM248 237V236H247ZM249 237H250V235H249ZM14 238V237H13ZM65 236L64 237H62V239H61V243H58L57 241L56 242H54V244L50 247V248H53L52 249V251H53V256H52V260H55L56 259V264H97V262H96V260H98L97 258L96 259H92L91 258V255H94V253H93V251H96V254L98 255V256H100L101 255V251L102 250H100V248H99V243H98V240H97V242H96V240H94L93 241V243L94 244H97L96 246H94V244H91V245H93V248L95 249H93L92 250V253L91 254H86L87 252H85V251H80V252H77V250L79 249V245H77L76 246V244H79V243H74L75 244V246L76 247H78V249L76 250V254L74 253V254H70L69 252H71V251H67V254L66 253H64V252H62L63 251V249H62V246H63V241L65 240ZM88 238H90L89 236H88ZM88 238H87V240H88ZM94 238V237H93ZM93 238H91V239H93ZM107 238V237H106ZM194 238V237H193ZM16 239V238H15ZM96 239V238H95ZM82 240V239H81ZM86 240V241H87ZM206 240H208V239H206ZM244 240V242H246L245 241V238L243 239L242 238V241ZM14 241V240H13ZM16 241V240H15ZM14 241V242H15ZM120 241V240H119ZM209 241V240H208ZM241 241V240H240ZM27 242V241H26ZM68 242V241H67ZM67 242H64V243H67ZM81 242V241H80ZM100 242V241H99ZM230 242V240H227V239H225V243H229ZM25 243V242H24ZM86 244V246H88V245H90V243H92V240H91V242H89V244L87 243V242H85ZM13 244V243H12ZM68 244V247L70 246V248H71V245H73V244H71V243H67ZM71 244V245H70ZM51 245V244H50ZM81 245H82V242H81ZM83 245H84V242H83ZM90 245V246H91ZM11 246H13V245H11ZM74 246V245H73ZM72 246V247H73ZM218 246H221V245H218ZM65 247H67V246H65ZM68 247L66 248V249H68ZM89 247V246H88ZM92 247V246H91ZM216 247V246H215ZM214 247V248H215ZM223 247V246H222ZM12 249V248H11ZM134 249V248H133ZM210 249V248H209ZM208 249V255L211 253V252H213V254H214V256H215V251H211V250H209ZM216 249V248H215ZM70 250H72V249H70ZM80 250V249H79ZM213 250V249H212ZM4 251H3V253H4ZM11 251V250H10ZM14 251V250H13ZM209 251H211L210 253H209ZM85 252V253H84ZM97 252H99V254L97 253ZM104 252V251H103ZM132 252H134V251H132ZM12 253V255H13V252H11ZM205 253H206V251H205ZM117 254V253H116ZM115 254V255H116ZM213 254H210V255H212V258H213ZM96 255V256H97ZM209 255V256H210ZM236 255H239V254H236ZM9 256V255H8ZM133 256V255H132ZM3 258H4V256H3ZM121 258H122V256H121ZM123 258H124V256H123ZM211 258V259H212ZM0 259H2V254L0 253ZM205 259V258H204ZM124 260H125V258H124ZM98 261H100V263L102 264L103 262H101L102 260H98ZM105 261V260H104ZM122 261V260H121ZM201 261V260H200ZM199 261V262H200ZM3 262H6L5 260L3 261ZM105 262H107V261H105ZM123 262V261H122ZM204 262V261H203ZM214 262V261H213ZM124 263H125V261H124ZM123 263V264H124ZM205 263H207V262H205ZM210 263V262H209ZM99 264V263H98ZM109 264V263H108ZM126 264V263H125ZM210 264H212V263H210Z\"/></svg>", "mask_w": 264, "mask_h": 264}, {"label": "crops", "instance_id": "obj_3", "mask_svg": "<svg viewBox=\"0 0 264 264\" xmlns=\"http://www.w3.org/2000/svg\"><path fill=\"white\" fill-rule=\"evenodd\" d=\"M153 248L157 256V264H179L177 251L164 235L154 238ZM228 264H264V241L251 238L246 242V248L236 255Z\"/></svg>", "mask_w": 264, "mask_h": 264}]
</instances>
